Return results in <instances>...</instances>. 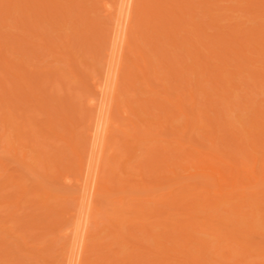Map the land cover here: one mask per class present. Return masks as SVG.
<instances>
[{
  "label": "rangeland",
  "instance_id": "obj_1",
  "mask_svg": "<svg viewBox=\"0 0 264 264\" xmlns=\"http://www.w3.org/2000/svg\"><path fill=\"white\" fill-rule=\"evenodd\" d=\"M9 1H11V0H9ZM13 1L15 2L14 4H18L17 2L20 0H17V2H16V0H13ZM22 1H23V3L20 1L21 6H24V8L26 6L28 7L27 4H29L30 0H26V1H28L27 3L24 0H22ZM37 1H35V2H37ZM42 1H44V0H42ZM42 1H38V2L42 3ZM49 1H51V3L54 2L53 6L51 7L52 9L49 8L51 5L48 6V3H49L48 0H45V2H47V5L44 4L45 2L42 3L44 6L37 2L38 5L39 4L40 5L38 6V5L33 4L35 7L31 4V1H30V4H29L30 8H32L31 6H33L34 8L31 10H28V8H27L26 11H28V12H26V13H25V10L23 8H21L20 12L18 11V9H14L13 5L12 6L10 5V7L7 8L8 4L3 5L4 0L0 1V8H3L2 6H5L6 10L10 11V14L13 13L12 15H10L7 12V14H6L7 18L4 17V15H2L4 18L5 24H0V31L3 32V33L1 32L2 34L0 33V49H1L0 54L2 55V56L0 55V139H1L0 140V146H1V148H5L9 152H10V150L11 151L14 150L13 149L14 145L16 147H18V149L15 148L16 150L14 152H12L13 155H12V153L9 154L6 150H3L0 148V264H64V263L67 264L66 255L69 252H66L64 257H63V253L65 251H69L70 246L68 247L67 244H69V243H66L65 247H68V249H67V248H64L63 245H65V242H69L68 240H70L69 239L70 237L68 236L69 238L68 237L66 238L65 235L67 233H65V235H64V231L67 232V230H65V229L66 228L68 229L71 225L73 226V224H75V222L77 221V219H76L77 217L75 215H76V212L78 209V206H77L78 204H75V203H76V201L78 202V200H75L76 197L74 198L73 195L78 197L77 191H79V188H78V190H76L77 188L75 186H78V185H77V183H75V186H74L73 177L78 178V176H76V175H79V174H77V172L80 173V171H78L79 169H77L78 165L80 166V164L77 163V160L80 159V157H78V159H76L77 156L75 157L74 155H77L76 150L78 153L79 152L82 153V151H84L83 153H85V149H83V150H81V149L83 148V146H86V145L89 146L90 145V139L86 133L88 132L87 126L91 122V120L89 119V116H90V118H92L93 116L91 117V113L94 112V110H93V112H91L92 109H89V107L92 106L90 104V100H91V98L93 99V97H91V94H92V96L95 94L94 97H96V99L93 101L98 100L97 92L95 91L96 93L93 94V92H94L93 90H96V89H94L95 88L94 85H96V84H93V83H95V81H96V83H98L97 81L101 82L99 80V78L97 79L96 77H99V75L101 77L102 73L104 71L103 70L104 68H102L101 66L104 67L105 58H103V57H106L105 55L108 52V50H106L105 45L108 43L107 41L109 40L108 38H107L108 40H105V38L107 37L106 35H108L109 34L108 32L110 31V30L108 31V29H110L111 26H113V23H112L113 21H111L113 19H112V17H109L110 14H108L109 18H107V15H106L107 12L104 10L105 8H103L105 0L104 1L103 0H71L72 2L70 0H49ZM176 1H178V0H176ZM179 1H181V0H179ZM184 1L185 0H182L181 2H184ZM186 1H187V3H185L184 5H181L183 3L180 4V2H179V4L181 6H183V8H184L183 12L185 11V13H184L185 15L182 16L183 12L181 13V10H179L178 8L177 9L175 8V10H176L175 12H177L179 10L178 14L180 13L182 16L180 18L181 21L179 20V17H178L179 23L181 22V24H182V25H180V24L179 25L181 27L185 28V30L183 28L180 30L179 28H177V25H176L177 32H176V36L174 35L175 36L174 38L179 39V41H181V37L185 36L184 38H182V40L185 39V41L188 43H185L184 40L182 43H179V41H175L176 39H171L172 42H168L170 40H168L165 37H162L163 35L158 36L159 38H156V36H155L154 38H156V39H154V38H152L154 33H151L150 30H147L148 32H146L145 29H144L145 33L143 30V32H142L143 34H142L139 31L140 28H142V27L139 26V24H138L139 23L137 21L138 18H137V20L135 19L136 23L134 24V27H135L134 31L136 33L134 36L132 34L133 38H131V39L134 41L135 40L134 37L137 36V39H136L137 44H139V46L142 47V50L143 49H144V51L147 50L145 52L147 55L150 56L149 58H151L150 60L152 61V62L151 61L150 62L155 67L156 71L153 73V75L151 73H148V72H147V74H145L147 76V77L145 76V78L149 80L147 82H146V79L145 80L143 79L144 75L140 76V77L138 76L139 78L136 79L138 81V83H137V81L133 82L135 77L133 78V80L129 79L128 76L130 75V73H128V72L130 70L133 71L135 68L134 67L135 65L133 64L134 65L133 66L132 62L127 58L124 62L125 65L123 67V70L121 71L122 74L120 77L121 82L119 81L120 84H119V86H118L119 88L117 90V95H119L118 99H117L118 102H117L116 107H115L116 109H114V113H113V120L115 121L113 123V126L116 125V127H114V130L111 131V137H110L111 147H110V149L107 148L106 153H104L105 159L103 162V163H105V160L107 159V157L111 156V161L116 160V163H114L115 162L114 161L113 164H111V165L114 166L117 170V173L118 172L119 173L117 176L115 175V177H114L115 179H113L114 175L110 176L113 173L110 170L111 168H109L110 171L107 170L108 169V167L106 166L107 164L106 165L104 164L102 167V170H101L102 174L100 173L102 175L101 178L107 180V178H109V176H110V178H112V180H114V182H115V180L117 182H115V183L113 182L111 184L109 183L110 185H112V184L114 185V186L112 185L114 188L112 187L113 190L110 193V195H109V192H106L104 194L100 193L99 196L97 195L96 202H95V207L97 209H96L95 214L93 213L94 216L93 217L91 216L93 219H92V221H90L91 223H90V227H89V229H90V236L89 237L90 238H88L87 245H86L87 246L86 252L84 253L85 254V256H84L85 264H96V262H98V263L102 262L103 264H134L137 261H140V263H142V264H165L166 262L165 263L162 262L163 258H165L167 256L163 253L164 247H162V245H157V244L155 245V243H156V239L159 240V243H161V242L164 243L163 237L168 234L167 232H169L170 229H171L170 232H172V234L171 233H169V234L172 235V237L177 236L180 232H183L185 230H187L188 232H190V230H191L190 234H194L195 238H200V239L203 238V239H206V241L208 240L209 243L206 242V244H208V245L210 244L209 249H208V253H206L207 249L205 251L201 250V252H199L198 249H194L195 246H193L192 243H190L189 245L187 244V246L189 247L188 249H191V251L194 254L193 257L196 256V258L198 257L199 260L202 259L200 257L199 253H201V256H202V252H205V254L203 255V258L205 259L204 261H206V259H211V260H209V261H211L210 264H219V263H221V264H237V263L238 264H264V196H262V194L259 193V191L261 189H264V183H262V182H264V180L260 181L257 178H252V181H255V197L256 198H255V203H254L255 207L253 206L252 208L253 209L255 208V221H254V223L256 225V231H255V234L253 233V234H251L252 236L250 235L251 236L249 238L250 242L248 241L249 244L247 243L249 250L247 251V253H245L247 256L243 257V253H242L243 251L241 250L240 245L238 244L239 242H241V240L237 243L233 239L235 237H232V238L230 237L232 240H229L230 238L228 239V237L232 233L231 232L232 229L229 230V228L226 226L227 224L229 225V223H227V221H224V219H222L223 216H221L222 214L224 216L226 214L232 215L233 212L231 211V208H232L231 205H233V204H231V205H229V204L224 205L223 204V206L221 205V206H218L217 208H213L214 210L212 208L206 209L204 207L205 205H203L204 202L202 203V200L204 201V199L206 198L205 196H207L208 193H211L212 196H214L216 186L214 184V181H213L211 175H209V174H203L202 175L201 173L195 174L196 172H211V173H214L217 176H219V173L217 171V167H220L221 169L225 168L226 174H229L228 171L230 170L231 166L227 165V163L233 164V163H235L234 159H237V160H239V162H240L239 165H241V166H242L241 161L247 163L249 167H253L255 165L256 173H258L259 176L264 177V166H261V165H264V162L260 163L261 161H258V160L256 161V159L264 160V158H262V157H264V156H262V155H264V147H260L261 145L264 146V139H262V138H264V134H262V133H264V128L261 129V126H257V127H260L261 130L257 127H255L257 130L255 128L249 129V128H251L250 125L252 124L251 123L249 125V123L251 121L250 120L251 117H252L253 121L259 119V121L261 120L260 122L264 123V77H262V76H264V74H262V73H264V45L260 46V44H264V8H262V6H260V8H257V10H256V7L258 5L257 4L258 0L257 1L256 0H249V1L248 0H216L217 2L215 0H186ZM255 1H256V3H255ZM259 1L262 2L264 0H259ZM165 2H167V1H165ZM175 3H177V2H175ZM83 4H84V6H83L84 8H85V6L88 7L90 17L88 16V14L81 13V12L85 11V10H83V11L81 10L82 9L81 6ZM179 4H177V5H179ZM187 4H188V6H187ZM57 5L60 6L61 8L64 7L63 9H58V10H64L65 8H69V6H71V7L73 6L74 12H73V10H71L72 9L71 7H70L71 9L69 8L71 10V14H73V17L71 16V14H70V16H68V14H67L68 12L66 13L67 17H70L72 20L75 19V20L79 21L80 23L82 21H85L84 19H86L89 22L86 24H89V25H83L85 23L82 22L83 23V24L81 23L82 26H85V27L87 26V27L86 28L84 27V30H82L83 28L80 26V28H82V29H80V31L77 30L78 32L75 30L76 33H73V31H71V30H73V28L70 29L71 25L68 26L70 23H72V22H70L71 19L69 21L70 23L68 22L69 24L64 27L65 24L63 25L62 22H63V20L64 21L66 20L65 19L66 14H65V11H63V13H61V11H58V10L55 11L54 7L55 6L57 7ZM167 5H168V3H167ZM191 5L193 6V8L191 7ZM260 5H262V4H260ZM17 6H19V4ZM40 6L42 7V10L46 6H48L47 8H49L50 10L45 8V9H47L46 12L49 13V11H50V13L52 12L51 13L52 15L49 16L50 15V13H49V15L46 14V17H45L41 13V7ZM66 6H68V7H66ZM77 6H79L80 8L77 9ZM181 6L179 8H181ZM184 6L186 8L189 7L188 8L189 10L187 13H186L187 10ZM174 7H175V5H174ZM258 7H259V5H258ZM15 8H17V7L15 6ZM37 8H38V10H40V12H37L38 17L35 15L36 13H34V10L37 11ZM57 8H59V7H57ZM261 8H262V10H261ZM32 10H33V12H32ZM44 10H43V12H44ZM51 10H53V11H51ZM70 10H68V11H70ZM167 10L165 9L164 13H162V15L164 17H165L164 14ZM204 12H205V14H204ZM1 13H3V12H1ZM30 13H32L31 15H34V16H31ZM60 14H62L61 16L64 19L60 18L61 17ZM63 14H65V15L63 16ZM9 15H10V17L8 18ZM13 15H14V17H13ZM18 15H19V17L22 18V20H24V22H26L25 24L22 22L21 19H19V20L22 24L18 21V18H19ZM162 15H158L159 19H160V16H162ZM11 16H12V18H11ZM56 16L59 17L60 20H58L56 18ZM134 16L136 17V14ZM167 16H166V18H167ZM16 17H18L17 21H18V23H20V25L24 24L23 27L18 26L19 25L18 24L17 25L18 28L17 27L15 28V26H16L15 24L17 21H15L16 19H14V18H16ZM33 17H36L37 19L42 17L46 21L41 22L43 20V19H41V21L39 20V22L37 21L38 22L37 23L36 19H33L35 21H32L31 18H33ZM78 17H80L82 19V21L79 20ZM212 17L215 18V20L217 18V21L215 22V20H212V21H210L211 23H209V20H211ZM3 18H2V20H3ZM53 18L56 19V22H55V20H53ZM89 18H91V19H89ZM173 18H174V16L171 19L172 21L170 20V22H168L170 25L173 23V20H174ZM193 18H194V20H193ZM48 19H50V21L52 19L53 23L51 24ZM61 19H62V21H61ZM108 19L110 20V22H108L109 21ZM87 21H85V22H87ZM175 21H177V20H175ZM13 22H15L14 25H13ZM59 22L61 23V25H63L62 26L63 30L58 29L59 28V26H58L57 27V29L59 30L58 31L55 28L56 26L54 27L53 25H56L54 23H58V25H60ZM34 23H36V24H34ZM66 23H67V21H66ZM80 23L76 22V24H80ZM91 23H92V25H91ZM108 23H112V24L109 26ZM168 23L166 22V25ZM174 23H177V22H174ZM214 23L217 24L216 25L217 28H216V26L213 25ZM26 24H27V27H25ZM76 24H72V25H76ZM183 24H185V25L183 26ZM211 24H212V27H211ZM28 26H29V28H28ZM108 26H109V28H107ZM163 26H161V27H163ZM196 26H198V27L201 26V28H203L202 29L203 31L200 30L199 28H198V30H199L198 32L195 31ZM91 27H92V29H91ZM193 27L195 28V30ZM19 28H20V30H19ZM23 28H25L24 30H26L27 33L24 30H22ZM31 28L33 31H31ZM53 28H55V29H53ZM166 28H165V30H166ZM75 29H77V27ZM136 29H138V30H136ZM44 30H46V31H44ZM51 30H53V31L51 32ZM178 30H180V31H178ZM141 31H142V29H141ZM160 31H162V30H160ZM7 32L9 33V35H7L8 34ZM29 32H31V33H29ZM105 32L107 33L106 35L104 34ZM162 32H164V31H162ZM166 32L167 31H165V33ZM202 32H204V33L202 34ZM149 33L152 34V36ZM3 34H6L7 36L3 35ZM56 34L57 35L59 34V35L56 36ZM76 34H78V35H76ZM144 34H146L145 37L147 39L142 38V35H144ZM171 34L173 35L174 33H171ZM201 34L203 35V37ZM220 34L226 38L223 39V41H220L221 43H215V42H214V44L211 43L210 38L212 37L213 39L215 38L218 40L219 38H216V37L217 36L221 37ZM234 34L238 35V36H236L237 38L233 37ZM1 35H3V37H4L3 39H1L2 38ZM30 35H31V37H30ZM196 35H199V36L201 35V36L197 37ZM226 35L228 36V40H227ZM248 36H250V39L253 36L255 43H252V42L250 43L249 41H247ZM87 37H88V39H87ZM171 38H172V36H171ZM15 39H16V41H15ZM28 39H29V41H28ZM86 40H88V41L86 42ZM217 40H216V42H217ZM243 40H245V41H243ZM54 41H55V44H54ZM57 41H58V44L56 43ZM105 41L107 43H105ZM237 41H243L242 43L240 42L243 45L245 43H248V44H245V47L243 45H241L245 51H244V53H243V51H240V54L245 55V57L247 56L248 60L251 59V57H252V59L257 58L258 61L257 60H255L256 62H251L252 60L247 61L246 58H244L243 56H241L239 54L236 55V53L233 51L235 50V47H236L235 43ZM60 42L62 43V45ZM89 42H90V44H89ZM190 42H193L191 44H193L195 48L194 47L192 48V46H190ZM72 43H73V45H72ZM228 43H230V45ZM3 44H6V46ZM87 44H88V46H87ZM187 44H188V46H187ZM212 44H213V46L214 45L215 46L212 47ZM233 44H234V46H233ZM239 45H237V46H239ZM246 45H248V46H246ZM9 46L10 47L15 46V47L10 48ZM70 46H72V47H70ZM74 46H76V47L74 48ZM85 46H86L87 50L84 48ZM219 46H220V48H219ZM241 46H240V48H241ZM49 47H51V49L53 48V50L51 51V49ZM65 47H66V51H65ZM225 47H227V48H225ZM231 47H233L234 50L229 49V51H227L228 48H231ZM254 47H256V49H254ZM90 48H91V50H90ZM150 48H151V50H150ZM169 48L171 50H169ZM246 48H248V49H246ZM251 48H253L254 50ZM84 49H85V51H84ZM108 49H109V46H108ZM188 49L189 50L191 49L193 51V52L190 51L192 53L191 55H190V52H188ZM223 49H225V51H223ZM236 49H237V47H236ZM74 50H76V51H74ZM250 50H251V52H250ZM20 52H23V53H20ZM210 52H212V53H210ZM127 54H128V57H131V60H132L133 56H134L133 53L130 51ZM161 54H163V55H161ZM212 55H213V57H212ZM229 55H230V57H229ZM3 56H4V58H3ZM69 56L70 57L75 56L74 57L75 60H71L74 58H70ZM237 56H239V57H237ZM159 57H161V58H159ZM226 57H227V59H226ZM7 58L10 61H8ZM65 58H67V59H65ZM157 58H159L160 60ZM6 59L9 63L11 62V64L9 66H11L12 62H13V66H11L12 68L6 65V64H8ZM167 59H168V61H167ZM79 60L81 61V65L79 64ZM184 60H186V61H184ZM72 61H76V63H74ZM163 61L164 62L166 61L167 64L164 63ZM139 62H141V61H139ZM202 62H204V63H202ZM21 63L24 64V66H23L24 68L21 67L22 66ZM72 64H73V66H72ZM163 64H165V65L163 66ZM139 65L141 67H143L144 64L141 62V63H139ZM152 65L149 64V66H152ZM202 65L204 66V68ZM206 65H207V67H206ZM226 65H228V67ZM185 66H186V68H184ZM72 67H74V68H72ZM154 67H152V68L154 69ZM156 67H158V68H156ZM20 68H22V69L20 70ZM191 68L197 69V72H199V74L195 75L196 73L194 74V72ZM202 68H203V70H202ZM206 68H208V70ZM221 68L229 69V72L226 71L228 74L227 73L226 74L220 73L222 75L221 76L222 79H221V77H219V75L216 74ZM73 69H75L77 73L74 72L75 70L73 72L70 71ZM227 69H225V70H227ZM80 70H82V72H80ZM237 70L238 71L240 70L239 75H238L239 72H237ZM24 71H26V72H24ZM137 71H139V70H136V72ZM20 72L23 74H21ZM142 72L143 71H140L141 74H143ZM192 72H193V74H191ZM134 73H135V71H134ZM140 73H138V75ZM229 73H231V75ZM16 74L19 76H17ZM201 74H202V76H201ZM233 74L236 76H234ZM24 75H25V77L26 76L27 77L25 78ZM122 75H124V76H122ZM232 75H233V78L230 79V77H232ZM20 77H23L24 79L23 78L21 79ZM200 77L204 78L203 81H201L202 78H200ZM47 78H49L50 80H48ZM186 78L188 80H185ZM154 79H156V81ZM158 79L160 81H157ZM174 79H176V80H174ZM197 79H198V81L196 82ZM101 80L103 81V78H101ZM92 81H94V82L91 84ZM142 82H143V84H142ZM161 82H162V84H161ZM198 82H200V85H203V87L202 86L201 87L203 89H205V93H203L201 91L202 90L201 87H200L201 89L199 88L200 85L197 86L196 83H198ZM147 83L149 84L148 86H147ZM155 83H159L160 85L155 84ZM232 83H234L233 86H236V85H238V86L236 88L234 87L233 89L232 88L230 89V91L232 93H231V96H229V93L226 91V89L228 90L230 88L229 85H232ZM35 84H36V86L33 87ZM172 85L173 86L175 85V87H173ZM223 85H224V87H223ZM30 86H32V87H30ZM192 86H194V87H192ZM138 87H141V88H138ZM147 87L151 88V89L150 90L146 89ZM32 88H33V91H31ZM1 89H2V91H1ZM91 89H93V90H91ZM206 92L211 94L212 99L208 98L210 95L208 94L209 95L208 96L206 94ZM38 93H40V94H38ZM170 93H172L173 95ZM215 93H220V94H215ZM37 96H39V97H37ZM26 97H28V98H26ZM29 97L32 99H30ZM24 98H26V99H24ZM33 98H35V99H33ZM167 98L171 102L167 101ZM135 99H136V101H135ZM170 99H172V100H170ZM209 99H211V101H209ZM30 100H34V101H30ZM178 100L181 101V105L183 103L185 104L184 105L185 107H183V105H182V108H185L187 110L186 112H184L185 113L184 116H183V113L181 112L182 110L179 107L180 103ZM28 101H30V102H28ZM138 101H140V103L143 104L142 107L143 106L147 107V112L146 111L142 112L141 110H143V108L140 110L138 109L139 106L135 105V104H137L136 102H138ZM142 101L146 104H144ZM151 101L155 102V104L161 103L160 107L158 105V107L156 106L157 109L154 108L153 106H155V105H153V103ZM159 101H160V103H159ZM162 104H166L167 108L165 109V105H164L163 106L164 110H163V108L161 107ZM168 105L170 108L168 107ZM187 107H189V109ZM211 107H214L213 109H215V110L212 111ZM90 108H93V107H90ZM132 108H134V109L137 108L136 110L139 112L135 113ZM247 108H248V110H247ZM144 109H145V107H144ZM168 109L171 111V113L173 112V114L171 115L173 117H170L171 120L169 122H166L165 120L168 121L167 118L169 117L167 115H169V113H170V111ZM257 109H258V112H257ZM152 110H154V111H152ZM167 111H169V112H167ZM179 111H180V113H179ZM153 112L156 114H154ZM59 113H60V115H59ZM186 113H189V115H191V116H189ZM193 113H194V115H193ZM248 113H249V115H248ZM250 113H251V115H250ZM61 114L66 116V118L68 120L67 122H66L65 116H63L64 117L63 118ZM165 114H167V115L165 116ZM139 115H140V117H139ZM159 115H161V116H159ZM186 115L188 116L189 119L191 118L192 120H193V118H196V117L198 118V119H194L192 121V123L194 122V124H192V123H191V125L189 124L190 127L191 128L193 127L194 129L193 128L190 129V127H189V129H187L188 125H186L185 122L187 121L188 118L186 117ZM174 116H175V118H174ZM194 116H196V117H194ZM56 119H57V122H55ZM185 119H186V121H185ZM52 120L54 122H52ZM59 120L64 122V124L65 123L66 124L64 125V124H62V122L60 123ZM89 120H90V122L88 123ZM132 120H133V123H132ZM162 120H163V122H161ZM196 120H200V121H196ZM190 122H191V120H190ZM52 123H53L54 127H52ZM135 123H137L136 126L133 125ZM231 123H233V125H236L237 130L239 128L238 133H242V135L245 134L244 129L246 131L250 130L249 132H252V133L255 132V133H258V135H260L261 138H259V136H255V138H257L258 140L261 139V141L258 142L259 147L257 146L258 144L252 145L251 144L252 142L249 143V140L250 141H252V140H251V137L246 138V137H248L247 135H244V136H246L245 137L246 141L245 140H243V141L239 140L241 146H243V147H246L244 145H247V142H248V144H251L252 147L257 146V150L258 149L260 150L259 152L253 151L254 148H252V147L249 148L248 145H247L248 148L247 147H246L247 149L245 148L247 150V154H249L252 151L255 152V154H254L255 155V161H254V159H249V161H248L246 158L247 154L245 153L246 150L243 151L242 148L239 149V145H240L238 143L239 141H236L235 140L236 136H234L231 133L232 132V130L230 129L232 126ZM123 124L125 127L130 128L131 130L124 128V126H122ZM229 124H231V126ZM55 125H57V126H55ZM68 125H70L69 127H71L74 130V132L69 133V130H65V129L72 130L69 127L67 128ZM199 125H201V126H199ZM134 126L136 128L140 126V128L142 130L140 128H137V129H140V131L137 133V131L136 132L134 131L135 130ZM19 127H22V128H19ZM164 127H165V129H164ZM262 127H264V126H262ZM63 128H64V130H63ZM233 128H234V126H232V129ZM234 130H235V128H234ZM66 131H67V134L69 133L71 135V136H69L66 134L67 137L69 136L71 138L70 143L72 140V143L75 144V146H74L75 149L72 146L73 144L70 145V143L68 142L70 145V146H68V143H66L67 141H69V137L67 139H65L66 136L65 137L63 136V134L66 133ZM130 131H131L132 136L129 134ZM132 131L135 132V134H133ZM213 131H214V133H213ZM124 132H129L128 133L129 135L125 134ZM61 133H62V136H61ZM235 133H237V132H235ZM136 134H139V136H137ZM40 135H42V136H40ZM134 135H136L138 137V139L140 140V141L136 140L137 145H136V143H134V137H135ZM240 135H239V137H241ZM190 136L192 137L191 139H190ZM212 136L216 137V139L214 140L215 144H213V142L211 140L213 138ZM128 137H129V139H131L133 137L131 139L133 142L131 141V143L132 144L134 143L137 146V149L135 151H133L134 153L132 152L134 154V156L132 155L131 159L128 157L129 160L127 159L128 161H126V163H125L126 167L124 166L125 167L124 171H122L121 169H123V167L122 168L120 167L121 169H118V166H121L122 165L121 162L122 161L124 162V160L127 158V156H125L124 151L126 150L125 144H127L126 142L129 141V140L125 141ZM88 139H89V141H88ZM196 139H197V141H196ZM220 139H222V140H220ZM240 139H243V138H240ZM65 140H67V141H65ZM86 142H88L89 145ZM202 143H204V145ZM178 145L179 146L181 145V146L178 147ZM217 145H219V146L217 147ZM71 146L73 149L71 148ZM87 146H86V148H87ZM69 147H70V149H68ZM158 147L162 148V150H160V151L158 150L160 153L159 152L157 153V151H156L158 149ZM172 147L173 148L175 147L176 149L180 148L177 150L178 151L182 150L181 153L183 154V156L187 155V157H182L183 160H180L181 161L180 162L179 160H177L178 154L176 155L174 153L175 155H172V152H173ZM122 148H123V150H122ZM175 148H174V150H175ZM61 149H62V151H65V153L63 152V154L66 156H64L61 153L62 152ZM78 149H80L81 151ZM87 149H89V148H87ZM73 150H74L75 154L72 153ZM177 150H175L176 153H178ZM223 150L229 152L228 154H230V152H231V156L233 158L230 156H227L228 154L226 155L224 153L226 155L225 156L223 153H221ZM87 151L88 150H86V152ZM219 151L221 154L219 153ZM225 151H223V152H225ZM238 151H239V153H238ZM15 152L17 153L16 156H14ZM22 153H27L26 158L28 156H30V157H28L29 159L27 158V160H26L27 164L25 161L23 162L21 159L18 160L19 157H22L20 155ZM150 153H151V155H150ZM154 153H157V155L154 156L153 155ZM127 154H129V153H127ZM144 154L147 155V157ZM182 154H180V155L182 156ZM18 155H19V157H18ZM49 155H51V156H49ZM171 155H172V157H170ZM221 155L226 158L225 160H228V161H226L227 163L220 161V157H222ZM53 156H54V158H52ZM81 156H85V154H81ZM152 156H154V157H152ZM236 156H238V157H236ZM160 157H162V158H160ZM240 157H242V158H240ZM58 158H60L62 160H60ZM123 158H124V160H123ZM148 158L149 159L152 158V160L150 159V161H149ZM201 158L207 159V160L205 162H200L199 159H201ZM179 159H180V157H179ZM57 160H60V161L57 162ZM142 160H143V163H142ZM154 160H155V162H153ZM159 160H162V162L164 161L162 163V165H164V169L166 170L165 171L163 169L164 170L163 171L160 168L161 172H162V174L161 173L160 174H161V176L163 175L162 177L160 176V178H159V175L157 172L160 170L155 169L156 172H154V170L151 171V169H150L153 165L156 167L158 165H161V161H159ZM176 160L179 161V163H177V164H179L177 166L178 168L174 167L176 164L175 163ZM19 162H23V163L20 164ZM56 162H57V164H56ZM144 162H145V164H144ZM156 162H157V164H156ZM24 163L27 165V167ZM30 163H34V164H31V165H34L33 168H31L32 166L30 165ZM148 163L151 165H152V163H154V164L152 166L150 165L151 166L150 167ZM58 164H60V166ZM141 164H143V165H141ZM167 164H168V166H167ZM28 165H30V166L28 167ZM132 165H135V166H132ZM165 165L167 166V168ZM50 166H52V167H50ZM143 166L145 168H147V170L145 168L143 169ZM154 166H153V168H155ZM179 166H181L182 168H180ZM106 167H107V169H106ZM55 168L56 169L60 168L61 169L60 172L58 171L59 169L56 170ZM174 168L176 169L175 172H178V174H177L178 176L177 175L175 176V174L173 172ZM45 169H46V171H45ZM48 170H49V172H47ZM50 170L54 174L50 173ZM54 170H56V171H54ZM118 170H121V171H118ZM43 171H44V173H43ZM138 171H139V173H138ZM104 172H106V173H104ZM40 173H42V174H40ZM68 174H70L71 177L74 175L72 177L71 181H69L71 179L70 176L69 177L67 176L68 178L65 177ZM190 174H195V175H194V177H192L193 175H190ZM119 175L122 176L123 179L121 177L119 178ZM156 176L158 177V179ZM168 176H170V177H168ZM236 177H237V175H236V173H234L232 175H229L226 181H224V182L221 181V191L224 193V196L234 195L237 198H240L245 193V195L247 194L249 197V195L252 194L249 191L250 187L245 188L247 185L246 183L248 182V179L242 178V181L244 183L238 184L236 189H235V188H233L232 185H233V183L236 182ZM120 179L122 181H120ZM159 179H161L162 181ZM109 180H111V179H109ZM123 180L126 181V184H127V186H125L126 188L121 186L122 185L121 183L123 182ZM142 180H144V181H142ZM157 180H159L161 183ZM16 181L21 182V184L23 183L24 187L23 186H17L18 183L16 184ZM158 183H159V185H157ZM106 184H108V182ZM143 184H144V186H143ZM259 184H260V186H258ZM72 185H73V187H75V189L73 187H70ZM129 185H132V186L130 187ZM139 185H140V187H139ZM149 186L150 187L152 186V187L150 188ZM145 187H146V189H145ZM71 188H73V189H71ZM252 188L254 189V187H252ZM116 190H117V192H116ZM122 190H124V191H122ZM233 190H234V192L232 194L227 193V192H230ZM42 191H43V193H42ZM68 191H70V192H68ZM171 191H172V193H174V195H177L175 199L169 197L171 193L169 195H168V193ZM78 193H80V191ZM49 195L50 196L52 195L51 198ZM203 195H204V197H203ZM153 196L155 197V199H153L154 198ZM167 196H168V198H167ZM45 197H46V199H45ZM134 197H137V198H134ZM143 197L145 199H143ZM162 197H164V198H162ZM171 197H173V196H171ZM121 198L124 199L122 201V202H125L123 204L124 206L121 204V201H120ZM160 198H162L163 200H161ZM157 199H159V201ZM236 199L233 200L234 201L233 203H238L236 201ZM251 199H253V198H251ZM44 200H45V202H44ZM154 200H156V201H154ZM180 200H182L184 202H189V203H191L193 201L194 202L197 201L196 203H198V200H200L202 206L200 204L201 207L198 206L196 208V210H194L195 213H193V214L191 213L192 211L187 213L186 212L187 210H185V212H183L184 211V210H182L183 207L181 206V204H179L182 202ZM248 201L245 200V202H248ZM113 202L116 205H114ZM39 203L42 206L41 205L39 206ZM239 203H241V202H239ZM248 203L250 204L253 202H248ZM45 204L48 206L47 208H49V209L51 207L52 208L50 210L47 209ZM110 205H113L114 207L113 206L110 207ZM234 205H237V204H234ZM71 206L74 209L71 208ZM227 206H228V208H227ZM229 206L231 208H229ZM247 206H248V208H250L249 205H247ZM247 206H243V208L240 207L241 212L238 215L239 216L238 218H240V216H243V219L240 218L241 220H244L246 218V217H244V215H242V213L248 210L245 208ZM251 206H252V204H251ZM124 207L126 209H124ZM75 208H77V209L75 210ZM112 208H113V210H112ZM114 208H117L116 209L117 212ZM157 208H159L158 211H157ZM226 208H227V210H226ZM42 209H44V210H42ZM204 209H206L208 211H206ZM64 210H66V211H64ZM119 210H120V212H119ZM140 210H142V212ZM147 210H149V211H147ZM228 210L232 213H230ZM61 211H64L65 215ZM67 211H71L70 214L71 213L74 214V212L75 211L76 212L74 215H70V214H68L69 212H67ZM131 211H132V213H131ZM133 211H135V212H133ZM136 211H138V212H136ZM159 211H162L164 213V214H162L163 216L161 215V213H159ZM224 211H226V212L228 211L229 213L225 212L226 213L225 214ZM46 212L49 213V215ZM51 213H53V214H51ZM114 213L115 214L117 213L116 214L117 216L116 215L114 216ZM139 213H141V214H139ZM155 213H159L162 220H164V219H167V220H164V221L160 220L159 215L155 214ZM124 214H126V215H124ZM149 214H151V215H149ZM189 214H191L193 217L199 216L197 219L194 218V219H196L195 221L197 222V224L194 225V223H195L194 222L193 223L194 226L191 225L192 227L190 226V224H188L189 223L188 221H191V222L193 221V220H188V218L191 216ZM35 215H37V216L35 217ZM52 215L54 216V218ZM67 215L69 218L67 217ZM119 215L122 217H119ZM203 215L205 218L208 215L209 216L214 215V218L215 217L218 218L221 216L222 218H220V219H222L223 222L222 223L218 222L219 224H217L216 221H214L212 223L208 222L204 225L203 223H204L205 219L203 218ZM228 215H226V216H228ZM57 216H60V217L57 218ZM72 216H74L75 219H73L74 217H72ZM137 216H138V218H137ZM232 217H231L232 220L230 219V217H229V220H231L234 224H235V222H241V221H238L239 220L238 218H237L238 220L233 221ZM36 218H38L37 219L38 222L36 221ZM48 218H50V219H48ZM112 218H115V219H112ZM211 218L212 217H210V219ZM54 219L56 220L55 221L56 224L58 223V225H56L54 223L55 224L54 226L56 229L52 228V226H53L52 221H54ZM207 219L209 220V218H207ZM157 220H160L158 222L159 224L157 223ZM185 220L187 222L185 228L188 226V229L180 231V229L178 228L177 225H180V222L182 225H184ZM143 221H144V223H143ZM228 222H230V221H228ZM233 223H231L232 226H233ZM47 224L49 225V227ZM110 224H112V225H110ZM116 224H118V225H116ZM156 224H158V225H156ZM165 224L166 225L171 224L170 227L168 226L170 228L168 231H167L168 228H166ZM212 224H213V226H212ZM120 225H121V227H120ZM182 225H180V227ZM242 225H244V224H242ZM72 226H71V228H72ZM232 226H230V227H232ZM46 227H47V229H45ZM48 228H50V229L48 230ZM173 228H174V231L172 230ZM189 228H191V229H189ZM44 229H45V232H43ZM175 229H179V232H178V230H175ZM193 229H194V231H193ZM216 229L219 231H217ZM111 230H113L114 233ZM117 230H119V231H117ZM147 230H148V232H150V234L151 233L152 234L157 233V235H158V233H159L160 234L159 236H161L163 233V236L156 238V239L152 238V240H151L150 239L151 237L149 236V234L146 233ZM220 231L223 233H226V235L223 234L225 236L224 238H226V239L223 242H221V241L219 242L223 247L221 245H219V247H221V248L218 247L219 250L217 251V245H218L217 241L219 239L223 240V239H221L223 237V235L219 234V233H221ZM42 232H43V234H42L43 236L41 235ZM165 232L167 234H165ZM236 232L237 231H235V234H236ZM134 234H135V236H134ZM154 235H156V234H154ZM217 236H219V237L217 238ZM231 236H234V235H231ZM24 237H27V238H24ZM144 237H146V238H144ZM170 237L167 240L165 239L166 240L165 244L171 245V247L173 246L176 249L182 250V246L180 247V245L184 246L186 244L185 240L178 238V240H179L178 241L176 238V240H177L176 241L175 238L173 237V239L175 240V241H173V239L170 240L172 238V237L171 238ZM237 237H239V236H237ZM116 239H118V240H116ZM121 240L122 241L124 240V241L121 242ZM229 241L231 242V244H229ZM70 242H71V240H70ZM232 242H234V243H232ZM157 243H158V241H157ZM235 243H237V244H235ZM156 246L158 247V250L155 248ZM19 248H21L20 249L21 251H19ZM147 248H149V249H147ZM150 249H151V251H149ZM214 250H216V251H214ZM2 251L3 252L5 251V252L3 253ZM121 254H123L124 256ZM207 254H209V255H207ZM221 254H225V255H221ZM227 254L230 255L231 257L228 256ZM177 255H181V254H177ZM222 256H228L230 258L227 257L228 259H224V257H222ZM38 257L40 259H38ZM120 257H121V260L119 259ZM115 258H117L118 260ZM214 259H215V262H214ZM237 259H238V261H237ZM239 259L242 260L241 263H239ZM37 260H38V262H37ZM188 260H189L188 255L187 256L182 255V257L179 260V261H181V263L179 262V264H188V262H189ZM202 260H200V261H202ZM209 261L207 260V262L206 263L204 262V263L209 264ZM216 261H217V263H216ZM167 263L178 264V262L175 260L174 261L170 260ZM136 264H139V262H137ZM202 264H203V262H202Z\"/></svg>",
  "mask_w": 264,
  "mask_h": 264
},
{
  "label": "bare ground",
  "instance_id": "obj_2",
  "mask_svg": "<svg viewBox=\"0 0 264 264\" xmlns=\"http://www.w3.org/2000/svg\"><path fill=\"white\" fill-rule=\"evenodd\" d=\"M0 1H3V0H0ZM9 3H8V2ZM22 3H23V1L22 0H20ZM20 1H18L17 2V0H16V2L19 4V6H17L18 4H14L15 2L13 1V0H11V1H9V0H4V2H3V5H7L8 4V6H7V8H9L10 7V5L12 6L13 5V7H14V9H18V11L20 12V10H21V8H23L24 10H25V13L26 12H28V11H26L27 10V8H28V10H31V9H33L35 6L34 5H38V3H40V4H42L43 2H45V0L44 1H42V0H38V1H42V3L41 2H38L37 0H30L31 1V4L34 6H31L32 8H30V6H29V4H30V1H29V4H27L28 5V7L26 6L25 8H24V6H21V2ZM26 3L28 2V1H26V0H24ZM35 1H37V2H35ZM71 1V0H70ZM104 1V0H103ZM165 1H167V2H165ZM177 2V3H175V2ZM182 1V0H181ZM181 1H176V0H105V3H104V7L103 8H105L104 10L107 12V18H109V17H112V19L113 20H111V21H113L112 23H113V26H111V28L110 29H108V35H106L107 33L105 32L104 34L107 36H105L106 38H105V40H108L107 42L105 41V43H107L106 45H105V47H106V50H108V52H107V54L105 55L106 57H103V58H105V63H104V67L103 66H101L102 68H104L103 70V73H102V76L100 77V75H99V77H96L97 79L99 78V80L101 81V82H99V81H97L98 83H96V81H95V83H93L94 81H92L91 82V84L93 83V84H96V85H94L95 86V88L94 89H96V90H93V89H91V90H93L92 92H93V94L94 93H96L97 92V94H98V100H96V101H93V100H95L96 99V97H94V95L92 96V94H91V97H93V99L91 98V100H90V104L92 105V106H90V107H93V108H90L89 107V109H92L91 110V112H93V110H94V112L93 113H91V117L92 118H90V116H89V119L91 120V122H90V120L88 121V123L90 124H88V126H87V135H88V137H89V139H90V145L88 144V142H86L89 146H87L86 144V146H87V148H89V149H87L86 148V146H83V148L81 149V150H83V149H85V153H83L84 151H82V153L81 152H77V150H76V154L77 155H74L75 157H76V159H78V157H80V159H78L77 160V163H79L80 164V166L78 165V168L77 169H79L78 171H80V173L79 172H77V174H79V175H76V176H78V178H74L73 176V181H74V186H75V183H77V185L78 186H75L77 189L76 190H78V188H79V191H80V193H78L79 191H77V195H78V197L77 196H74L73 194V197L75 198V200H78V202L76 201V203L75 204H78L77 206H78V209L77 208H75V210L77 209V212H76V219H77V221L75 222V224H73V226H72V228H71V226L67 229H65V230H67V232H65L64 231V235H65V233H67L65 236H66V238L68 237L70 240H71V242H70V240H68L69 242H65V245H63L64 246V248H67L68 249V247L70 246V250L69 251H65L64 253H63V257H64V255H65V253L66 252H69L67 255H66V260H67V264H85V262H84V256H85V252H86V245H87V241H88V238H90L89 236H90V229H89V227H90V221H92V217L94 216V214H95V212H96V207H95V202H96V198H97V195L99 196L100 195V193H106V192H109V195H110V193L112 192V190H113V186L112 185H110L111 183H113L114 182V180H112V178H110V176H113V179H115L114 177H115V175L117 176L118 175V173H117V170H116V168L114 167V166H112L111 164H113V162L114 163H116V160H113V161H111V156H108L107 157V159L105 160V163H103L104 162V159H105V157H104V153H106V150H107V148H109L110 149V147H111V139H110V137H111V131H113L114 130V127H116V125H114L113 126V123L115 122L114 120H113V113H114V109H116L115 107H116V104H117V99H118V96L119 95H117V90H118V86H119V81L121 82V80H120V77H121V71L123 70V67H124V62H125V60H126V58L127 59H129L131 62H132V65L136 68H134V70L132 71V70H130L128 73H130V75L128 76V78L129 79H131V80H133V78L135 77V79L133 80V82L135 81H137L136 79L137 78H139L140 76H143L142 78L145 80L146 78H145V74H147V72L148 73H151L152 75H153V73L156 71L155 70V67L152 65V61L150 60L151 58H149L150 56L149 55H147L146 54V52L145 51H147V50H145L144 51V49L142 50V47H140L139 46V44H137V36L136 37H134V41L131 39V38H133V36L135 35V31H134V24L136 23L135 22V19L137 20V18H138V24H139V26H141L142 28H140V32L142 33L143 32V30L145 29L146 30V32H148L147 30H150V32L151 33H154V35L152 36V34H150L151 36H152V38H154L155 36H156V38H159L158 36H162V37H165V38H167L168 40H170V41H168V42H172L171 41V39H176V38H174L175 36H176V32H177V30H176V25H177V28H179L180 30L183 28V27H181L180 25H182L181 24V22L179 23V21H178V17H179V20H180V18L183 16V15H185L184 13H185V11L183 12V10H184V8H183V6H181V5H184L185 3H187V1L185 0L184 2H181ZM216 1V0H215ZM249 1V0H248ZM257 1V0H256ZM256 1H255V3H256ZM12 2V3H11ZM48 6L49 5H51L49 8H51L52 6H53V4H54V2L53 3H51V1H49L48 0ZM72 2V1H71ZM70 2V3H71ZM179 2H180V4L181 3H183V4H179ZM213 2V1H212ZM217 2V1H216ZM215 2V3H216ZM254 2V1H253ZM258 3V5H259V7H258V5H257V7H256V10H257V8H260V6H262V8H264V1H262V2H260L259 0L257 1ZM6 3V4H5ZM167 3H168V5H167ZM190 3V2H189ZM188 3V4H189ZM209 3V2H208ZM39 4V5H40ZM44 4H46L47 5V2H45ZM170 4V5H169ZM175 5V7H174V5ZM177 4H179V5H177ZM188 4H187V6H188ZM260 4H262V5H260ZM38 5V6H39ZM43 5V4H42ZM63 5V4H62ZM162 5V6H161ZM193 5V4H192ZM191 5V7L193 8V6ZM213 5V4H212ZM15 6L17 7V8H15ZM44 6V5H43ZM48 6H46L45 8H47ZM84 6V4L81 6L82 7V11L83 10H85V11H83V12H81V13H83V14H88V16H89V9H88V7L87 6H85V8L83 7ZM167 6V7H166ZM171 6V7H170ZM181 6V8H179ZM239 6V5H238ZM3 8H0V11L1 12H3V13H1L0 12V24H5V21H4V18H3V16L2 15H4V17H6V14H7V12H8V14H10V11H8V10H6V7L5 6H2ZM37 7V6H36ZM41 7V6H40ZM39 7V8H40ZM57 7H59V8H57ZM57 7L55 6L54 8H55V11L56 10H58V9H63L64 7H60V6H58L57 5ZM66 7H68V6H66ZM71 6H69V8H70ZM185 7V6H184ZM210 7V6H209ZM213 7V6H212ZM44 8V9H45ZM49 8H47V9H49ZM57 8V9H56ZM69 8H65L64 10H58V11H61V13H63V11H65V14L67 13L68 14V16H70V14H71V10H73V6L69 9ZM80 7L79 6H77V9H79ZM175 8L177 9H179V10H181V13H182V16H181V14L179 13L178 14V11L177 12H175L176 10H175ZM186 8V7H185ZM189 7H187L186 8V13L188 12V9ZM262 8H261V10H262ZM2 9V10H1ZM43 9V10H44ZM47 9H45L44 10V12H43V10H42V7H41V13L46 17V14H48L49 15V13H50V9L48 10L49 11V13H47L46 12V10ZM52 9V8H51ZM164 9V10H163ZM165 9L167 10L166 12H165V17L162 15V13H164V11H165ZM191 9V8H190ZM236 9V8H235ZM243 9V8H242ZM241 9V10H242ZM6 10V11H5ZM11 10V9H10ZM23 10V11H24ZM68 10H70V11H68ZM231 10V9H230ZM51 11H53V10H51ZM79 11V10H78ZM162 11V12H161ZM235 11V10H234ZM238 11V10H237ZM247 11V10H246ZM12 12V11H11ZM22 12V11H21ZM32 12H33V10H32ZM37 12H40V10H38V8H37V11H35L34 10V13H36L35 15L38 17V15H37ZM46 12V13H45ZM73 12H74V10H73ZM85 12V13H84ZM236 12V11H235ZM240 12V11H239ZM249 12V11H248ZM52 13V12H51ZM50 13V15L49 16H51L52 14ZM76 13V12H75ZM176 13V14H175ZM13 14V13H12ZM12 14H10V15H12ZM32 13H30V15H31ZM55 14V13H54ZM65 14H63V16L65 15ZM67 14H66V16H65V21L63 20V25H64V27L65 26H67L70 22H72V23H70L68 26H70V29H72L73 28V30H71V31H73V33H76V31L77 30H79L80 31V29H82V30H84V27L85 26H82V24L83 23H85V24H83V25H89V24H86V23H89L86 19H84L85 21H87V22H85V21H82V19L80 18V17H78L79 18V20H81L82 22V24L79 22V21H77V20H75V19H71L70 17H67ZM108 14H110L109 15V17H108ZM136 14V17L134 16ZM204 14H205V12H204ZM243 14V13H242ZM10 15L8 16V18L10 17ZM47 15V16H48ZM58 15V14H57ZM62 14H60V16H61ZM75 15V14H74ZM158 15H162V16H160V19H159V17H158ZM168 15V16H167ZM180 15V16H179ZM31 16H34V15H31ZM71 16L73 17V14H71ZM138 16V17H137ZM166 16H167V18H166ZM174 16V20H173V23L170 25L168 22H170V20L172 19V17ZM177 16V17H176ZM187 16V15H186ZM13 17H14V15H13ZM18 17H19V15H18ZM18 17H16V18H14V19H16L15 21H17V18ZM68 19H67V18ZM76 17V16H75ZM90 17V16H89ZM216 17V16H215ZM222 17V16H221ZM220 17V18H221ZM2 18H3V20H2ZM7 18V17H6ZM5 18V19H6ZM11 18H12V16H11ZM56 18L58 19V20H60L59 19V17H57L56 16ZM60 18H62V19H64L62 16L60 17ZM77 18V19H78ZM164 20H163V19ZM188 18V17H187ZM213 18V17H212ZM211 18V20H209V23H211L210 21H212V20H215V18H213L212 19ZM13 19V20H14ZM19 19H21L22 20V18L21 17H19L18 18V21L20 22V20ZM25 19V18H24ZM32 19V21H35V20H33V19H36V22L38 21L39 22V20L41 21V19H43L42 17L41 18H36V17H33V18H31ZM62 19H61V21H62ZM70 19H71V21H70ZM89 19H91V18H89ZM158 19V20H157ZM169 19V20H168ZM183 19V18H182ZM191 19V18H190ZM222 19V18H221ZM28 20V19H27ZM49 21H50V19H48ZM47 20V21H48ZM53 20H55V22H56V19L55 18H53ZM52 19H51V21H50V23L52 24L53 21ZM109 20V19H108ZM168 20V21H167ZM175 20H177V21H175ZM193 20H194V18H193ZM18 21L16 22V26H15V28L17 27L18 28V26H20V27H23L24 26V24L26 23V22H24V20H22V22L24 23L23 25H20V23H18ZM43 21H46V20H42L41 22H43ZM66 21H67V23H66ZM70 21V22H69ZM93 21V20H92ZM165 21V22H164ZM172 21V20H171ZM181 21V20H180ZM217 21V18H216V20H215V22ZM4 22V23H3ZM37 22V23H38ZM69 22V23H68ZM74 22V23H73ZM76 22H78V23H80V24H76ZM108 22H110V20L108 21ZM163 22V23H162ZM166 22L168 23L167 25H166ZM174 22H177V23H174ZM188 22V21H187ZM214 22V21H213ZM14 23L15 22H13V25H14ZM49 23V22H48ZM60 23V22H59ZM112 23H108V25L110 26ZM165 23V24H164ZM191 23V22H190ZM203 23V22H202ZM19 24V25H18ZM22 24V23H21ZM34 24H36V23H34ZM41 24V23H40ZM50 24V25H51ZM54 24H56V25H53L55 28H56V30H58V29H60V30H63L62 28V26L63 25H61V23H60V25H58V23H54ZM72 24H76V25H72ZM137 24V25H138ZM156 24V25H155ZM162 24V25H161ZM180 24V25H179ZM205 24V23H204ZM203 24V25H204ZM18 25V26H17ZM33 25V24H32ZM49 25V24H48ZM79 25V26H78ZM91 25H92V23H91ZM107 25V24H106ZM165 27H164V26ZM170 25V26H169ZM173 25V26H172ZM185 24H183V26H184ZM201 25V24H200ZM208 25V24H207ZM206 25V26H207ZM214 26H216L217 24L216 23H214L213 24ZM3 26V25H2ZM11 26V25H10ZM41 26V25H40ZM52 26V25H51ZM52 26V27H53ZM59 26V28L57 29V27ZM74 26V27H73ZM80 26L82 27V28H80ZM109 26L107 27V28H109ZM161 26H163V27H161ZM179 26V27H178ZM187 26V25H186ZM194 26V25H193ZM25 27H27V24H26V26ZM31 27V26H30ZM77 27V29H75ZM87 27V26H86ZM85 27V28H86ZM160 27V28H159ZM167 27V28H166ZM191 27V26H190ZM211 27H212V24H211ZM220 27V26H219ZM28 28H29V26H28ZM55 28H53V29H55ZM89 28V27H88ZM106 28V29H107ZM165 28H166V30H165ZM187 28V27H186ZM194 28V27H193ZM198 28L200 29V30H202L203 28H201V26L200 27H198V26H196V30H195V28H194V30L195 31H199L198 30ZM207 28V27H206ZM215 28V27H214ZM216 28H217V26H216ZM221 28V27H220ZM25 28H23L22 30H24ZM52 29V28H51ZM91 29H92V27H91ZM139 29V28H138ZM138 29H136V30H138ZM141 29H142V31H141ZM159 29V30H158ZM184 30H185V28H183ZM19 30H20V28H19ZM30 30V29H29ZM76 30V31H75ZM145 30H144V33H145ZM152 30V31H151ZM160 30H162V31H164V32H162V31H160ZM180 30H178V31H180ZM235 30V29H234ZM25 32H26V30H24ZM23 31V32H24ZM28 31V30H27ZM31 31H33L32 30V28H31ZM44 31H46V30H44ZM53 30H51V32H52ZM59 31V30H58ZM57 31V32H58ZM165 31H167L166 33H165ZM187 31V30H186ZM192 31V30H191ZM203 31V30H202ZM2 31H0V33H1ZM78 32V31H77ZM188 32V31H187ZM234 32V31H233ZM3 33V32H2ZM1 33V34H2ZM8 33V32H7ZM27 33V32H26ZM29 33H31V32H29ZM72 33V32H71ZM72 33V34H73ZM156 33V34H155ZM159 33V34H158ZM161 33V34H160ZM171 33H174L173 35L171 34ZM204 32H202V34H203ZM222 33V32H221ZM232 33V32H231ZM71 34V35H72ZM132 34H133V36H132ZM143 34V33H142ZM196 34V33H195ZM201 34V35H202ZM224 34V33H223ZM227 34V33H226ZM239 34V33H238ZM3 35H6V34H3ZM3 35H1V39H3L4 37H3ZM7 35H9V33L7 34ZM6 35V36H7ZM59 35V34H58ZM57 34H56V36H58ZM62 35V34H61ZM76 35H78V34H76ZM87 35V34H86ZM85 35V36H86ZM145 35L146 34H144V35H142V38L143 39H145L146 37H145ZM175 35V36H174ZM192 35V34H191ZM190 35V36H191ZM200 35V36H201ZM221 35V34H220ZM231 35V34H230ZM229 35V36H230ZM233 35V34H232ZM248 35V34H247ZM246 35V36H247ZM34 36V35H33ZM55 36V37H56ZM66 36V35H65ZM148 36V35H147ZM171 36H172V38H171ZM194 36V35H193ZM197 37H200L199 35H196ZM227 36V35H226ZM236 36H238V35H236V34H234V36L233 37H236ZM30 37H31V35H30ZM62 37V36H61ZM81 37V36H80ZM79 37V38H80ZM91 37V36H90ZM185 37V36H184ZM183 36L181 37V41H179V39H176L175 41H179V43H182L183 42V40H184V42L185 43H188V42H186L185 41V39H183L182 40V38H184ZM202 37H203V35H202ZM208 37V36H207ZM210 37V36H209ZM253 37V36H252ZM251 37V39H250V36H248L247 37V41H249L250 43L252 42V43H255V40H254V37L252 38ZM70 38V37H69ZM75 38V37H74ZM92 38V37H91ZM108 38V39H107ZM141 38V37H140ZM150 38V37H149ZM156 38H154V39H156ZM212 38V37H211ZM210 38V41H211V43H213L214 44V42L215 43H221L220 41H223V39H225L226 37H224V36H222L221 35V37H219V36H217L216 38H219L218 40L217 39H211ZM230 38V37H229ZM237 38V37H236ZM44 39V38H43ZM51 39V38H50ZM87 39H88V37H87ZM147 39V38H146ZM166 39V40H167ZM222 39V40H221ZM256 39V38H255ZM14 40V39H13ZM66 40V39H65ZM69 40V39H68ZM92 40V39H91ZM196 40V39H195ZM198 40V39H197ZM215 40V41H214ZM216 40H217V42H216ZM227 40H228V36H227ZM241 40V39H240ZM254 40V41H253ZM3 41V40H2ZM15 41H16V39H15ZM28 41H29V39H28ZM88 40H86V42H87ZM156 41V40H155ZM158 41V40H157ZM162 41V40H161ZM160 41V42H161ZM174 41V40H173ZM189 41V40H188ZM201 41V40H200ZM243 41H245V40H243ZM243 41H237L235 44H236V47H237V49L239 50H237L236 49V47H235V50L233 49V47H231V48H228V50L227 51H229V49H233L232 51L233 52H235L236 53V55H241V56H243L244 58H246V60L247 61H251V62H256L255 60H257V58L256 59H252V57H251V59H249L248 60V57L246 56L245 57V55H242V54H240V51H243V53H244V48H242V46L241 45H243V44H241ZM62 42V41H61ZM60 42V43H61ZM76 42V41H75ZM79 42V41H78ZM167 42V41H166ZM202 42V41H201ZM229 42V41H228ZM241 42V43H240ZM57 44H58V41L56 42ZM74 43V42H73ZM73 43H72V45H73ZM157 43V42H156ZM191 43H193V42H190V46H192V48L194 47V45L193 44H191ZM223 43V42H222ZM240 45H239V44ZM54 44H55V41H54ZM56 44V45H57ZM75 44V43H74ZM77 44V43H76ZM89 44H90V42H89ZM93 44V43H92ZM145 44V43H144ZM213 44H212V47H214L213 46ZM229 45H230V43H228ZM245 44H248V43H245ZM245 44L243 45L244 47H245ZM3 45H5L6 46V44H3ZM61 45H62V43H61ZM163 45V44H162ZM227 45V44H226ZM237 45H239V46H237ZM261 45H264V44H260V46ZM55 46V45H54ZM78 46V45H77ZM84 46V45H83ZM87 46H88V44H87ZM108 46H109V49H108ZM175 46V45H174ZM187 46H188V44H187ZM232 46V45H231ZM233 46H234V44H233ZM240 46H241V48H240ZM246 46H248V45H246ZM4 47V46H3ZM10 47V46H9ZM13 47H15V46H13ZM12 46L10 47V48H13ZM58 47V46H57ZM70 47H72V46H70ZM76 46H74V48H75ZM206 47V46H205ZM239 47V48H238ZM50 49H51V47H49ZM86 50H87V48H86V46L84 47ZM174 48V47H173ZM177 48V47H176ZM195 48V47H194ZM219 48H220V46H219ZM225 48H227V47H225ZM15 49V48H14ZM18 49V48H17ZM47 49V48H46ZM64 49V48H63ZM73 49V48H72ZM85 49H84V51H85ZM128 51H127V50ZM179 49V48H178ZM212 49V48H211ZM246 49H248V48H246ZM251 49H253V48H251ZM254 49H256V47H254ZM253 49V50H254ZM19 50V49H18ZM53 50V48L51 49V51ZM90 50H91V48H90ZM150 50H151V48H150ZM168 50V49H167ZM169 50H171L170 48H169ZM168 50V51H169ZM0 51H1V49H0ZM65 51H66V47H65ZM74 51H76V50H74ZM132 52L133 53V59L131 60V57H128V52ZM190 51H192L191 49L189 50L188 49V52H190ZM219 51V50H218ZM223 51H225V49H223ZM16 52V51H15ZM55 52V51H54ZM106 52V51H105ZM193 52V51H192ZM196 52V51H195ZM250 52H251V50H250ZM1 53V52H0ZM17 53V52H16ZM20 53H23V52H20ZM66 53V52H65ZM85 53V52H84ZM186 53V52H185ZM210 53H212V52H210ZM219 53V52H218ZM217 53V54H218ZM69 54V53H68ZM127 54V55H126ZM192 53L190 52V55H191ZM228 54V53H227ZM1 55V54H0ZM75 55V54H74ZM80 55V54H79ZM104 55V54H103ZM161 55H163V54H161ZM160 55V56H161ZM187 55V54H186ZM214 55V54H213ZM213 55H212V57H213ZM234 55V54H233ZM2 56V55H1ZM71 56V55H70ZM69 56V57H70ZM159 56V55H158ZM157 56V57H158ZM165 56V55H164ZM163 56V57H164ZM172 56V55H171ZM188 56V55H187ZM206 56V55H205ZM211 56V55H210ZM64 57V56H63ZM75 57V56H74ZM73 56L72 57H70V58H74ZM162 57V58H163ZM169 57V56H168ZM229 57H230V55H229ZM237 57H239V56H237ZM3 58H4V56H3ZM69 58V59H70ZM102 58V59H103ZM159 58H161V57H159ZM159 58H157V59H159ZM218 58V57H217ZM225 58V57H224ZM2 59V58H1ZM8 59V58H7ZM7 59H6V61H7ZM65 59H67V58H65ZM184 59V58H183ZM182 59V60H183ZM226 59H227V57H226ZM242 59V58H241ZM71 60H75V58L74 59H71ZM160 60V59H159ZM164 60V59H163ZM209 60V59H208ZM237 60V59H236ZM8 61H10L9 59H8ZM7 61V62H8ZM78 61V60H77ZM139 61H141L144 65H143V67H141L140 65H139V63H141V62H139ZM151 61V62H150ZM167 61H168V59H167ZM177 61V60H176ZM184 61H186V60H184ZM183 61V62H184ZM206 61V60H205ZM234 61V60H233ZM258 61V60H257ZM6 62V63H7ZM25 62V61H24ZM23 62V63H24ZM71 62V61H70ZM72 62H74V63H76V61H72ZM164 62V61H163ZM250 62V63H251ZM5 63V64H6ZM73 63V64H74ZM164 63H166V61L164 62ZM170 63V62H169ZM202 63H204V62H202ZM11 64V62L9 63L8 62V64H6L7 66H9ZM22 64V63H21ZM25 64V63H24ZM24 64H22V66L21 67H23L24 66ZM71 64V63H70ZM73 64H72V66H73ZM79 64L81 65V61L79 60ZM149 64H151L152 66H149ZM158 64V63H157ZM161 64V63H160ZM167 64V63H166ZM177 64V63H176ZM183 64V63H182ZM206 64V63H205ZM229 64V63H228ZM26 65V64H25ZM69 65V64H68ZM165 64H163V66H164ZM172 65V64H171ZM233 65V64H232ZM11 66H13V62H12V65ZM11 66H9V67H11ZM20 66V65H19ZM78 66V65H77ZM167 66V65H166ZM173 66V65H172ZM203 66V65H202ZM227 67H228V65H226ZM231 66V65H230ZM76 67V66H75ZM126 67V66H125ZM128 67V66H127ZM152 67H154V69L152 68ZM177 67V66H176ZM199 67V66H198ZM206 67H207V65H206ZM12 68V67H11ZM24 68V67H23ZM72 68H74V67H72ZM78 68V67H77ZM143 68V69H142ZM146 68V69H145ZM156 68H158V67H156ZM183 68V67H182ZM184 68H186V66L184 67ZM196 68V67H195ZM195 68H191L192 70H193V72H194V74L195 75H198L199 74V72H197V69H195ZM203 68H204V66H203ZM203 68H202V70H203ZM224 68V67H223ZM223 68H221L216 74L217 75H219V77H221L222 75V73L223 74H226L227 72L226 71H228L229 72V69H227V68H225V69H227V70H225V69H223ZM22 68H20V70H21ZM26 69V68H25ZM79 69V68H78ZM164 69V68H163ZM199 69V68H198ZM207 70H208V68H206ZM75 69H73V70H70V71H74ZM136 70H139V71H137L136 72ZM158 70V69H157ZM167 70V69H166ZM214 70V69H213ZM69 71V70H68ZM84 71V70H83ZM134 71H135V73H134ZM140 71H143L142 73L143 74H141L140 73ZM165 71V70H164ZM187 71V70H186ZM240 71V70H239ZM238 70H237V72H239ZM243 71V70H242ZM241 71V72H242ZM18 72V71H17ZM24 72H26V71H24ZM71 72V73H72ZM74 72H76V70L74 71ZM80 72H82V70H80ZM85 72V71H84ZM166 72V71H165ZM185 72V71H184ZM193 72L191 73V74H193ZM216 72V71H215ZM236 72V71H235ZM21 73V72H20ZM77 73V72H76ZM138 73H140L139 75H138ZM168 73V72H167ZM221 73V74H220ZM21 74H23V73H21ZM25 74V73H24ZM190 74V75H191ZM215 74V75H216ZM228 74V73H227ZM230 75H231V73H229ZM237 74V73H236ZM240 74V72L238 73V75ZM250 74V73H249ZM253 74V73H252ZM262 74H264V73H262ZM17 75V74H16ZM125 75V74H124ZM124 75H122V76H124ZM234 75V74H233ZM233 75H232V77H230V79L231 78H233ZM17 76H19V75H17ZM126 76V75H125ZM133 76V77H132ZM139 76V77H138ZM201 76H202V74H201ZM234 76H236V75H234ZM254 76V75H253ZM24 77H25V75H24ZM27 77V76H26ZM25 77V78H26ZM62 77V76H61ZM147 77V76H146ZM153 77V76H152ZM199 77V76H198ZM262 77H264V76H262ZM18 78V77H17ZM21 79L23 78V77H20ZM70 78V77H69ZM95 78V79H96ZM101 78H103V81L101 80ZM154 78V77H153ZM177 78V77H176ZM188 78V77H187ZM185 79V80H188V79ZM200 78H202V77H200ZM255 78V77H254ZM24 79V78H23ZM48 80H50L49 78H47ZM94 79V78H93ZM92 79V80H93ZM128 79V80H129ZM179 79V78H178ZM190 79V78H189ZM203 79L204 78H202L201 79V81H203ZM221 79H222V77H221ZM229 79V80H230ZM40 80V79H39ZM46 80V79H45ZM67 80V79H66ZM141 80V79H140ZM151 80V79H150ZM155 81H156V79H154ZM174 80H176V79H174ZM173 80V81H174ZM130 81V80H129ZM147 81H149L148 79H146V82ZM157 81H160L159 79L157 80ZM169 81V80H168ZM190 81V80H189ZM198 81V79L196 80V82ZM200 81V82H201ZM7 82V81H6ZM200 82H198V83H196L197 84V86H199L200 85ZM214 82V81H213ZM137 83H138V81H137ZM191 83V82H190ZM142 84H143V82H142ZM146 84V83H145ZM144 84V85H145ZM155 84H159V83H155ZM161 84H162V82H161ZM173 84V83H172ZM177 84V83H176ZM180 84V83H179ZM192 84V83H191ZM149 84L147 83V86H148ZM160 85V84H159ZM171 85V84H170ZM229 85V84H228ZM234 85V83H232V85H229L230 86V88L227 90L226 89V91L229 93V96H231V91H230V89L232 88H236L238 85H236V86H233ZM36 86V84L33 86V87H35ZM129 86V85H128ZM173 86V85H172ZM177 86V85H176ZM179 86V85H178ZM203 87V85H200L199 86V88L200 87ZM232 86V87H231ZM19 87V86H18ZM30 87H32V86H30ZM173 87H175V85L173 86ZM192 87H194V86H192ZM201 87V88H202ZM213 87V86H212ZM223 87H224V85H223ZM61 88V87H60ZM71 88V87H70ZM138 88H141V87H138ZM200 88V89H201ZM214 88V87H213ZM8 89V88H7ZM16 89V88H15ZM146 89H151V88H146ZM167 89V88H166ZM4 90V89H3ZM13 90V89H12ZM138 90V89H137ZM154 90V89H153ZM197 90V89H196ZM199 90V89H198ZM1 91H2V89H1ZM31 91H33V88H32V90ZM30 91V92H31ZM38 91V90H37ZM96 91V92H95ZM203 93H205V89H203L202 88V90H201ZM207 91V90H206ZM212 91V90H211ZM216 91V90H215ZM10 92V91H9ZM167 92V91H166ZM10 94V93H9ZM35 94V93H34ZM38 94H40V93H38ZM170 94H172V93H170ZM206 94L208 95H210L211 96V94L210 93H207L206 92ZM205 94V95H206ZM215 94H220V93H215ZM214 94V95H215ZM11 95V94H10ZM173 95V94H172ZM203 95V94H202ZM208 95V96H209ZM223 95V94H222ZM33 96V95H32ZM97 96V95H96ZM170 96V95H169ZM176 96V95H175ZM193 96V95H192ZM208 97V98H211L212 99V96L211 97ZM12 97V96H11ZM37 97H39V96H37ZM26 98H28V97H26ZM26 98H24V99H26ZM30 98V97H29ZM217 98V97H216ZM225 98V97H224ZM30 99H32V98H30ZM33 99H35V98H33ZM38 99V98H37ZM211 99H209V101H211ZM28 100V99H27ZM139 100V99H138ZM153 100V99H152ZM170 100H172V99H170ZM185 100V99H184ZM205 100V99H204ZM30 101H34V100H30ZM30 101H28V102H30ZM37 101V100H36ZM122 101V100H121ZM135 101H136V99H135ZM154 101V100H153ZM165 101V100H164ZM167 101H169L168 100V98H167ZM179 101V100H178ZM183 101V100H182ZM213 101V100H212ZM143 102V101H142ZM152 102V101H151ZM157 102V101H156ZM166 102V101H165ZM169 102H171V101H169ZM137 104H135V105H138L139 107H138V109L140 110V109H142L143 108V110H141L142 112L144 111H146L147 112V107L146 106H143L142 107V105L143 104H141L140 103V101H138V102H136ZM144 103V102H143ZM153 103V105H155V106H153L154 108H156L157 109V107H158V105H159V107H160V101H159V103L160 104H158V103H156L155 104V102H152ZM180 103V104H179ZM179 107H180V109L182 110H180L182 113H183V116H184V112H186L187 110L185 109V108H182V105H183V107H185L184 105V103L181 105V101H179ZM192 103V102H191ZM230 103V102H229ZM41 104V103H40ZM127 104V103H126ZM141 104V105H140ZM144 104H146V103H144ZM169 104V103H168ZM193 104V103H192ZM207 104V103H206ZM120 105V104H119ZM129 105V104H128ZM165 105V109L167 108L166 107V104H162V108H163V110H164V106ZM181 105V106H180ZM133 106V105H132ZM157 106V107H156ZM202 106V105H201ZM120 107V106H119ZM131 107V106H130ZM144 107H145V109H144ZM168 107H169V105H168ZM192 107V106H191ZM216 107V106H215ZM170 108V107H169ZM188 109H189V107H187ZM214 107H211V110L213 111V110H215V109H213ZM118 109V108H117ZM130 109V108H129ZM133 110H134V112L136 113V112H139V111H137L136 109H134V108H132ZM131 109V110H132ZM152 109V108H151ZM185 109V110H184ZM130 110V111H131ZM169 110V109H168ZM247 110H248V108H247ZM152 111H154V110H152ZM170 111V110H169ZM169 111H167V112H169ZM174 111V110H173ZM180 111H179V113H180ZM194 111V110H193ZM218 111V110H217ZM254 111V110H253ZM256 111V110H255ZM133 112V111H132ZM157 112V111H156ZM159 112V111H158ZM164 112V111H163ZM216 112V111H215ZM257 112H258V109H257ZM154 113V112H153ZM191 113V112H190ZM90 114V113H89ZM154 114H156V113H154ZM164 114V113H163ZM173 114V112L171 113V111H170V113H169V115H167V114H165V116L167 115V116H169L167 119H168V121L167 120H165L166 122H169L170 120H171V118L170 117H173V116H171ZM186 114H188L189 115V113H186ZM197 114V113H196ZM199 114V113H198ZM59 115H60V113H59ZM62 115V117L63 116H65V115H63V114H61ZM193 115H194V113H193ZM215 115V114H214ZM223 115V114H222ZM248 115H249V113H248ZM250 115H251V113H250ZM253 115V114H252ZM69 116V115H68ZM137 116V115H136ZM159 116H161V115H159ZM189 116H191V115H189ZM139 117H140V115H139ZM152 117V116H151ZM186 117L188 118V116L186 115ZM194 117H196V116H194ZM222 117V116H221ZM254 117V116H253ZM64 118V117H63ZM174 118H175V116H174ZM186 118V119H187ZM193 118V117H192ZM4 119V118H3ZM52 119V118H51ZM65 119H66V122L68 121L67 120V118H66V116H65ZM139 119V118H138ZM137 119V120H138ZM152 119V118H151ZM186 119H185V121H186ZM194 119H198L197 117L196 118H193V120ZM206 119V118H205ZM218 119V118H217ZM216 119V120H217ZM258 119V118H257ZM50 120V119H49ZM64 120V119H63ZM70 120V119H69ZM190 120H191V122H190ZM191 118L189 119H187V123L185 122V124L186 125H188V128L187 129H189V127H190V125H191V123H192V121H193ZM227 120V119H226ZM251 121H250V123H249V125H250V127L251 128H249V129H252V128H255V127H257V126H261V129L262 128H264V127H262V126H264V123H262V122H260L259 121V119L258 120H255V121H253V119H252V117H251V119H250ZM71 121V120H70ZM141 121V120H140ZM196 121H200V120H196ZM207 121V120H206ZM231 121V120H230ZM48 122V121H47ZM46 122V123H47ZM51 122V121H50ZM52 122H54L53 120H52ZM55 122H57V119H56V121ZM59 122L61 123L62 121H60L59 120ZM58 122V123H59ZM142 122V121H141ZM161 122H163V120L161 121ZM71 123V122H70ZM73 123V122H72ZM132 123H133V120H132ZM139 123V122H138ZM196 123V122H195ZM222 123V122H221ZM23 124V123H22ZM62 124H64V122H62ZM66 124V123H65ZM64 124V125H65ZM136 124L137 123H135V124H133V125H135L136 126ZM190 124V125H189ZM192 124H194V122L192 123ZM220 124V123H219ZM225 124V123H224ZM231 124H232V126H234V128H235V130H234V128L232 129V126H231ZM231 124H229L230 126H231V130H232V134L234 135V136H236L235 138V140L236 141H243V140H245V137L246 136H244V135H247L248 137H246V138H249V137H251V140L252 141H250L249 140V143H251L252 145L254 144H258V142L259 141H261V139L260 140H258L257 138H255V136H259V138H261L260 137V135H258V133H255V132H249V131H246L245 129H244V131H245V134L244 135H242V133H238V131H239V128H238V130L236 129V125H233V123H231ZM24 125V124H23ZM48 125V124H47ZM248 125V126H249ZM55 126H57V125H55ZM70 125H68L67 126V128L69 127ZM122 126H124V124L122 125ZM134 126V131L136 132L137 131V133L140 131V126L139 127H137V128H140V129H137L136 127ZM138 126V125H137ZM160 126V125H159ZM185 126V125H184ZM199 126H201V125H199ZM203 126V125H202ZM222 126V125H221ZM226 126V125H225ZM228 126V125H227ZM253 126V127H252ZM52 127H54V125H53V123H52ZM63 127V126H62ZM66 127V126H65ZM64 127V128H65ZM73 127V126H72ZM118 127V126H117ZM133 127V126H132ZM19 128H22V127H19ZM56 128V127H55ZM64 128H63V130H64ZM69 128H71V127H69ZM124 128H126V129H130V128H127V127H125L124 126ZM167 128V127H166ZM193 128V127H192ZM191 127H190V129H192ZM199 128V127H198ZM242 128V127H241ZM244 128V127H243ZM257 128H259L260 129V127H257ZM72 129V128H71ZM122 129V128H121ZM133 129V128H132ZM137 129V130H136ZM164 129H165V127H164ZM194 129V128H193ZM226 129V128H225ZM248 129V128H247ZM256 129V128H255ZM260 129V130H261ZM21 130V129H20ZM37 130V129H36ZM56 130V129H55ZM65 130H69V133H72V132H74V130L72 129V130H70V129H65ZM131 130V129H130ZM142 130V129H141ZM205 130V129H204ZM211 130V129H210ZM224 130V129H223ZM228 130V129H227ZM257 130V129H256ZM255 130V131H256ZM57 131V130H56ZM146 131V130H145ZM153 131V130H152ZM225 131V130H224ZM259 131V130H258ZM257 131V132H258ZM62 132V131H61ZM123 132V131H122ZM135 132H133L132 131V133L133 134H135ZM147 132V131H146ZM162 132V131H161ZM235 132H237V133H235ZM248 134H247V133ZM64 133V132H63ZM67 134V131H66V133H64L63 134V136L65 137V139H67L69 136H71L70 134ZM125 134H128L129 132H124ZM152 133V132H151ZM157 133V132H156ZM213 133H214V131H213ZM69 135L68 137H67V135ZM131 136H132V134H131V131H130V133H129ZM128 134V135H129ZM141 134V133H140ZM143 134V133H142ZM146 134V133H145ZM216 134V133H215ZM236 134V135H235ZM238 134V135H237ZM241 134V135H240ZM260 134V133H259ZM262 134H264V133H262ZM261 134V135H262ZM56 135V134H55ZM58 135V134H57ZM137 136H139V134H136ZM136 135H134L133 137H134V143H136V145H137V141L136 140H138V141H140L139 139H138V137L136 136ZM194 135V134H193ZM239 135L241 136V137H239ZM40 136H42V135H40ZM61 136H62V133H61ZM125 136V135H124ZM145 136V135H144ZM192 136V135H191ZM190 136V139L192 138ZM238 136V137H237ZM54 137V136H53ZM132 137V138H133ZM149 137V136H148ZM213 137V136H212ZM55 138V137H54ZM57 138V137H56ZM86 138V137H85ZM131 138V139H132ZM209 138V137H208ZM222 138V137H221ZM240 138H243V139H240ZM70 137H69V141H67V140H65V141H67L66 143H70ZM89 139H88V141H89ZM131 139H129V137L125 140V141H127V140H129V141H127L126 143L127 144H125L126 146V150L124 151L125 152V156H127V158L124 160V158H123V160H124V162L122 161L121 163H122V165L121 166H118V169H121L122 167H123V169H121L122 171H124V168L126 167L125 165V163H126V161H128L129 159H128V157L131 159V157H132V155L134 156V152L133 151H135L136 149H137V146L133 143H131ZM187 139V138H186ZM216 139V137L214 136L211 140H212V142H213V144H215V142H214V140ZM219 139V138H218ZM258 141H257V140ZM262 139H264V138H262ZM1 140V139H0ZM86 140V139H85ZM184 140V139H183ZM220 140H222V139H220ZM224 140V139H223ZM64 141V140H63ZM196 141H197V139H196ZM235 141V142H236ZM240 141L238 142L239 144H240ZM246 141V140H245ZM133 142V141H132ZM200 142V141H199ZM39 143V142H38ZM69 143H68V146H70V145H72L73 147L75 146V144L74 143H72V140H71V143H70V145H69ZM123 144V143H122ZM203 145H204V143H202ZM238 144V145H239ZM251 144H248V142H247V145H248V147L250 148V147H252L251 146ZM261 144V143H260ZM67 145V144H66ZM247 145H244V146H246L247 147ZM8 146V145H7ZM72 146H71V148H72ZM136 146V147H135ZM181 146V145H180ZM179 145H178V147H180ZM219 145H217V147H218ZM258 147H259V144L257 145ZM257 146H254V147H252V148H254L253 149V151H260L259 149L257 150ZM11 147V146H10ZM14 148V150H10V152L9 151H7L5 148H1V146H0V148L1 149H3V150H6L9 154L10 153H12V152H14L16 149H18V147H16L15 145L13 146ZM62 147V146H61ZM85 147V148H84ZM156 147V146H155ZM205 147V146H204ZM246 147H243V146H241V144L239 145V149L240 148H242L243 149V151L244 150H246L247 148ZM256 147V148H255ZM260 147H264V146H260ZM16 148V149H15ZM60 148V147H59ZM63 148V147H62ZM124 148V147H123ZM123 148H122V150H123ZM164 148V147H163ZM175 148V147H174ZM174 148L172 147V149H173V152H172V155H177L178 157V159L177 160H183L182 159V157H187V155H184L183 156V154L181 153L182 152V150L181 151H178L177 149H180V148H175V150H177V152L178 153H176V151L174 150ZM228 148V147H227ZM238 148V147H237ZM246 148V149H245ZM12 149V148H11ZM57 149V148H56ZM66 149V148H65ZM68 149H70V147L68 148ZM73 149V148H72ZM74 149H75V147H74ZM128 149V150H127ZM146 149V148H145ZM153 149V148H152ZM171 149V150H172ZM220 149V148H219ZM218 149V150H219ZM241 149V150H242ZM256 149V150H255ZM78 150H80V149H78ZM80 150V151H81ZM86 150H88L87 152H86ZM155 150V149H154ZM160 150H162V148H160V147H158V149L156 150L157 151V153L159 152ZM198 150V149H197ZM200 150V149H199ZM252 150V149H251ZM61 151H62V149H61ZM60 151V152H61ZM70 151V150H69ZM72 151V150H71ZM150 151V150H149ZM221 151V150H220ZM220 151H219V153H220ZM223 151H225V150H223ZM221 152V153H225L226 155L229 153V152H227V151H225V152ZM250 152L249 154H247V150H246V154L248 155H246V158H247V160L249 161V159H254V161H255V152ZM63 152L65 153V151H62L61 153L63 154ZM129 153V154H127V153ZM133 152V153H132ZM147 152V151H146ZM163 152V151H162ZM167 152V151H166ZM198 152V151H197ZM19 153V152H18ZM56 153V152H55ZM73 154H75V152H74V150H73V152H72ZM148 153V152H147ZM157 153H154L153 155L155 156V155H157ZM160 153V152H159ZM165 153V152H164ZM175 153V154H174ZM182 154V156L180 155V154ZM220 153V154H221ZM233 153V152H232ZM238 153H239V151H238ZM253 153V154H252ZM27 153H22V154H20L22 157H19V155H18V160L19 159H21L23 162L25 161L26 162V164H27V158L28 157H30V156H28L27 158H26V155ZM61 154V155H62ZM81 154H85V156H81ZM131 154V155H130ZM171 154V153H170ZM222 154V155H223ZM224 154V155H225ZM234 154V153H233ZM241 154V153H240ZM6 155V154H5ZM12 155H13V153H12ZM17 155V153L15 152V155L14 156H16ZM64 155V154H63ZM62 155V156H63ZM79 155V156H78ZM124 155V154H123ZM145 155V154H144ZM150 155H151V153H150ZM172 155L170 156V157H172ZM180 155V156H179ZM221 155V156H222ZM223 155V156H224ZM225 155V156H226ZM237 155V154H236ZM48 156V155H47ZM49 156H51V155H49ZM55 156V155H54ZM54 156L52 157V158H54ZM64 156H66V155H64ZM146 157H147V155H145ZM154 156H152V157H154ZM220 157V161L221 162H225V163H227L226 161H228V160H225L226 158L225 157ZM227 156H230V157H232L231 156V152H230V154H228ZM262 156H264V155H262ZM158 157V156H157ZM179 157H180V159H179ZM236 157H238V156H236ZM249 157V158H248ZM14 158V157H13ZM26 158V159H25ZM145 158V157H144ZM159 158V157H158ZM160 158H162V157H160ZM175 158V157H174ZM219 158V157H218ZM233 158V157H232ZM231 158V159H232ZM240 158H242V157H240ZM244 158V157H243ZM262 158H264V157H262ZM29 159V158H28ZM38 159V158H37ZM58 159H60V158H58ZM116 159V158H115ZM128 159V160H127ZM149 159V158H148ZM151 160H152V158H150ZM150 159H149V161H150ZM154 159V158H153ZM185 159V158H184ZM40 160V159H39ZM60 160H62V159H60ZM60 160H57V162L58 161H60ZM80 160V161H79ZM176 160V161H177ZM207 159H199V161L200 162H205ZM246 160V159H245ZM261 161L260 163H262V162H264V160H259V159H256V161ZM140 161V160H139ZM147 161V160H146ZM159 161H161V165H158L157 167L156 166H154L153 164L154 163H152V165L155 167V168H153V166L151 165V164H149V166L151 167H149L150 169H151V171L152 170H154V172H156V170L158 169V170H160V171H157L158 172V175H159V178H160V176H161V174H162V172H161V169L163 170L164 169V165H162V163L164 162H162V160H159ZM175 161V163L177 164V163H179V161H177L176 162ZM238 161V162H237ZM23 162H19L20 164H22ZM57 162H56V164H57ZM141 162V161H140ZM148 162V161H147ZM153 162H155V160L153 161ZM174 162V161H173ZM181 162V161H180ZM234 162L235 163H233V164H231V163H227V165H229V166H231L230 167V170L228 171V173L229 174H226V169L225 168H223V169H221L220 167H217V171H218V173H219V176H217L216 174H214V173H211V172H196L195 174H197V173H201L202 175L203 174H209V175H211L212 176V179H213V181H214V184H215V186H216V189H215V195L214 196H212V194L211 193H208V195L207 196H205L206 198L204 199V201L202 200V203L204 202V204L203 205H205L204 207L207 209H213V208H217L218 206H223V204L225 205V204H229V205H231V204H233V205H231L232 206V208L229 206V208H231V211L233 212H230L229 210V212L230 213H232V215L230 214V215H228V214H226V213H229L228 211L226 212V211H224V213L226 214V215H228V216H224L223 214L221 215V216H223V218L220 216V217H215L214 218V215H208L206 218L204 217V215H203V218L205 219L204 220V225L206 224V223H208V222H214V221H216V223L217 224H219V223H222L223 222V220L222 219H224V221H227V223H229V225L227 224L226 226L229 228V230L230 229H232L231 230V235H234V236H229L228 237V239L231 237H235V238H233L234 239V241L235 242H239L240 240H241V242H239L238 244L240 245V248H241V250L243 251L242 253H243V257H246L247 255L245 254V253H247V251L249 250L248 249V241L250 240L249 238L252 236L251 234H255V231H256V225H255V223H254V221H255V208L253 209L252 207L254 206L255 207V181H252V178H257L258 180H264V177H262V176H259V174L258 173H256V171H255V165L253 166V167H249L248 166V164L247 163H245V162H242L241 161V164H242V166L241 165H239V160H237V159H234ZM41 163V162H40ZM120 163V164H121ZM128 163V162H127ZM142 163H143V160H142ZM25 164V163H24ZM25 164V165H26ZM29 164V163H28ZM31 164H34V163H30V165ZM46 164V163H45ZM61 164V163H60ZM60 164H58L59 166H60ZM106 165L107 167H108V169H107V167H106V169L107 170H109V168H111L110 170L113 172H111L112 174L109 176V178H107V180H105V179H102L101 177H102V172H101V170H102V167H103V165ZM118 164V163H117ZM140 164V163H139ZM144 164H145V162H144ZM147 164V165H148ZM156 164H157V162H156ZM155 164V165H156ZM160 164V163H159ZM169 164V163H168ZM168 164H167V166H168ZM175 164V166L174 167H177L179 164H177L176 165ZM24 165V166H25ZM30 165H28V167L30 166ZM115 165V164H114ZM119 165V164H118ZM141 165H143V164H141ZM170 165V164H169ZM32 167L31 168H33V166L34 165H31ZM58 166V167H59ZM116 166V165H115ZM125 166V167H124ZM130 166V165H129ZM132 166H135V165H132ZM161 166V167H160ZM163 166V167H162ZM166 166V165H165ZM167 166H166V168H167ZM183 166V165H182ZM261 166H264V165H261ZM26 167H27V165H26ZM50 167H52V166H50ZM55 167V166H54ZM57 167V166H56ZM121 167V168H120ZM138 167V166H137ZM136 167V168H137ZM140 167V166H139ZM180 168H182L181 166H179ZM37 168V167H36ZM45 168V167H44ZM135 168V169H136ZM145 167L143 166V169H144ZM161 168V169H160ZM172 168V167H171ZM178 168V167H177ZM30 169V168H29ZM51 169V168H50ZM56 169V168H55ZM57 169H59L58 171L60 172V168H57ZM56 169V170H57ZM76 169V170H77ZM146 170H147V168H145ZM156 169V170H155ZM32 170V169H31ZM35 170V169H34ZM56 170H54V171H56ZM109 170V171H110ZM121 170H118V171H121ZM165 170V169H164ZM163 170V171H164ZM172 170V169H171ZM36 171V170H35ZM45 171H46V169H45ZM166 171V170H165ZM176 171V169L174 168L173 169V172H174V174H175V176L178 174V172H175ZM38 172V171H37ZM47 172H49V170L47 171ZM76 172V171H75ZM142 172V171H141ZM171 172V171H170ZM43 173H44V171H43ZM50 173H53V172H51V170H50ZM57 173V172H56ZM55 173V174H56ZM101 173V174H100ZM104 173H106V172H104ZM138 173H139V171H138ZM161 173V174H160ZM234 173H236V175H237V177H236V182L235 183H233V188H235L236 189V187H237V185L238 184H243L244 182L242 181V178H247L248 179V182L246 183L247 185H246V187L245 188H248V187H250V193H252V194H250L249 195V197H248V195L246 194L245 195V193L240 197V198H237L236 196H234V195H231V196H224V193L221 191V181L222 182H224V181H226L227 180V178H228V176L229 175H232V174H234ZM40 174H42V173H40ZM54 174V173H53ZM142 174V173H141ZM150 174V173H149ZM166 174V173H165ZM195 174H190V175H193L192 177H194V175ZM47 175V174H46ZM250 175V176H249ZM58 176V175H57ZM70 176L71 177V175L70 174H68V175H66L65 177L66 178H68V177ZM152 176V175H151ZM163 176V175H162ZM161 176V177H162ZM165 176V175H164ZM178 176V175H177ZM50 177V176H49ZM72 177H71V179L69 180V181H71L72 180ZM81 177V178H80ZM122 178V176H120L119 175V178ZM153 177V176H152ZM157 177V176H156ZM166 177V176H165ZM168 177H170V176H168ZM185 177V176H184ZM118 178V179H119ZM57 179V178H56ZM65 179V178H64ZM109 179H111V180H109ZM123 179V178H122ZM141 179V178H140ZM154 179V178H153ZM157 179H158V177H157ZM163 179V178H162ZM68 180V179H67ZM66 180V181H67ZM159 180H161V179H159ZM159 180H157V181H159ZM76 181V182H75ZM119 181V180H118ZM120 181H122L121 179H120ZM142 181H144V180H142ZM162 181V180H161ZM68 182V181H67ZM108 182V184H106ZM115 182H117L116 180H115ZM114 182V183H115ZM160 182V181H159ZM258 182V181H257ZM18 183V185L17 186H23L24 187V184L22 183L21 184V182H18V181H16V184ZM110 183V184H109ZM161 183V182H160ZM262 183H264V182H262ZM70 184V183H69ZM68 184V185H69ZM122 184V185H121ZM120 185L121 186H123V187H125V186H127V184H126V181H124L123 180V182L121 183ZM141 184V183H140ZM157 185H159V183L157 184ZM130 187L132 186V185H129ZM143 186H144V184H143ZM163 186V185H162ZM166 186V185H165ZM258 186H260V184L258 185ZM22 187V188H23ZM70 187H73V185L72 186H70ZM69 187V188H70ZM75 187H73L74 189H75ZM113 187V188H112ZM120 187V186H119ZM122 187V188H123ZM138 187V186H137ZM139 187H140V185H139ZM150 187V186H149ZM152 187V186H151ZM150 187V188H151ZM252 187H254V189L252 188ZM73 188H71V189H73ZM126 188V187H125ZM142 188V187H141ZM164 188V187H163ZM243 188V187H242ZM124 189V188H123ZM145 189H146V187H145ZM144 189V190H145ZM149 189V188H148ZM169 189V188H168ZM173 189V188H172ZM253 189V190H252ZM75 190V191H76ZM104 190V191H103ZM130 190V189H129ZM170 190V189H169ZM121 191V190H120ZM122 191H124V190H122ZM127 191V190H126ZM147 191V190H146ZM236 191V190H235ZM243 191V190H242ZM248 191V190H247ZM68 192H70V191H68ZM116 192H117V190H116ZM234 192V190L233 191H230V192H227V193H230V194H232ZM244 192V191H243ZM42 193H43V191H42ZM153 193V192H152ZM171 193V194H170ZM259 193H261L262 194V196H264V189H261L260 191H259ZM170 194V198H173V199H175L176 198V196L177 195H174V193H172V191L171 192H169L168 193V195ZM202 194V193H201ZM68 195V194H67ZM70 195V194H69ZM71 195V196H72ZM108 195V194H107ZM137 195V194H136ZM155 195V194H154ZM257 195V194H256ZM50 196V195H49ZM52 196V195H51ZM51 196H50V198H51ZM127 196V195H126ZM171 196H173V197H171ZM202 196V195H201ZM142 197V196H141ZM151 197V196H150ZM154 197V196H153ZM203 197H204V195H203ZM239 197V196H238ZM134 198H137V197H134ZM149 198V197H148ZM162 198H164V197H162ZM162 198H160L161 200H163ZM167 198H168V196H167ZM179 198V197H178ZM237 198V199H236ZM246 198V199H245ZM251 198H253V199H251ZM42 199V198H41ZM45 199H46V197H45ZM120 199V198H119ZM143 199H145L144 197H143ZM147 199V198H146ZM153 199H155V197L153 198ZM202 199V198H201ZM234 199H236V201L238 202V203H233L234 201ZM251 199V200H250ZM43 200V199H42ZM116 200V199H115ZM124 199L123 198H121V204L123 205L125 202H122ZM158 201H159V199H157ZM245 200L246 201H248V202H253V203H248V202H245ZM126 201V200H125ZM154 201H156V200H154ZM167 201V200H166ZM180 201H182V200H180ZM44 202H45V200H44ZM197 201H193V202H191V203H189V202H184V201H182L181 203H179V204H181V206L183 207L182 208V210H184L183 212H185V210H187L186 212L187 213H189L190 211H192L191 213L193 214V213H195V211L194 210H196V208L199 206V207H201L202 206V204H201V202H200V200H198V203H196ZM239 202H241V203H239ZM245 202V203H244ZM48 203V202H47ZM183 203V204H182ZM248 203V204H247ZM17 204V203H16ZM20 204V203H19ZM18 204V205H19ZM113 204H114V202H113ZM137 204V203H136ZM139 204V203H138ZM200 204H201V206H200ZM234 204H237V205H234ZM251 204H252V206H251ZM41 204L39 203V206H40ZM46 205V204H45ZM44 205V206H45ZM114 205H116V204H114ZM118 205V204H117ZM156 205V204H155ZM247 205H249L250 206V208H248V206ZM42 206V205H41ZM51 206V205H50ZM49 206V207H50ZM111 206H113V205H110V207ZM120 206V205H119ZM124 206V205H123ZM146 206V205H145ZM180 206V205H179ZM180 206V207H181ZM243 206H247V207H245L246 209H248L247 211H245V212H243L242 213V215H244V217H246L244 220H241L240 218H242L243 219V216H240V218H238L239 216V214H240V212H241V210H240V207L241 208H243ZM48 206L46 205V208H47ZM109 207V206H108ZM114 207V206H113ZM155 207V206H154ZM159 207V206H158ZM42 208V207H41ZM45 208V207H44ZM52 208V207H51ZM50 208V209H51ZM63 208V207H62ZM71 208H73L72 206H71ZM118 208V207H117ZM117 208H114L115 210L117 209ZM121 208V207H120ZM134 208V207H133ZM146 208V207H145ZM227 208H228V206H227ZM227 208H226V210H227ZM47 209H49V208H47ZM49 209V210H50ZM74 209V208H73ZM72 209V210H73ZM95 209V210H94ZM124 209H126L125 207H124ZM154 209V208H153ZM158 209L159 208H157V211H158ZM181 209V208H180ZM206 209H204V210H206ZM224 209V208H223ZM42 210H44V209H42ZM61 210V209H60ZM112 210H113V208H112ZM121 210V209H120ZM120 210H119V212H120ZM143 210V209H142ZM142 210H140L141 212H142ZM203 210V211H204ZM214 210V209H213ZM225 210V209H224ZM54 211V210H53ZM64 211H66V210H64ZM64 211H61L63 214H64ZM128 211V210H127ZM139 211V210H138ZM138 211H136V212H138ZM147 211H149V210H147ZM194 211V212H193ZM206 211H208V210H206ZM205 211V212H206ZM41 212V211H40ZM67 212H69L68 214H70V212L71 211H67ZM74 212V211H73ZM75 212H74V214H75ZM111 212V211H110ZM113 212V211H112ZM115 212V211H114ZM116 212H117V210H116ZM133 212H135V211H133ZM182 212V213H183ZM211 212V211H210ZM47 213V212H46ZM56 213V212H55ZM59 213V212H58ZM94 213V214H93ZM131 213H132V211H131ZM149 213V212H148ZM151 213V212H150ZM159 213H161V215L162 214H164L162 211H159ZM159 213H155V214H158L159 215V219L160 220H162L161 219V217H160V214ZM38 214V213H37ZM48 215H49V213H47ZM51 214H53V213H51ZM67 214V213H66ZM74 214H70V215H74ZM110 214V213H109ZM117 214V213H116ZM115 213H114V216L116 215ZM123 214V213H122ZM135 214V213H134ZM139 214H141V213H139ZM154 214V213H153ZM56 215V214H55ZM65 215V214H64ZM124 215H126V214H124ZM123 215V216H124ZM136 215V214H135ZM149 215H151V214H149ZM189 215H191V214H189ZM37 215H35V217H36ZM53 216V215H52ZM92 216V217H91ZM113 216V215H112ZM111 216V217H112ZM117 216V215H116ZM142 216V215H141ZM140 216V217H141ZM157 216V215H156ZM163 216V215H162ZM233 216V217H232ZM42 217V216H41ZM58 217H60V216H57V218ZM67 217H68V215H67ZM72 217H74V216H72ZM119 217H122V216H120L119 215ZM126 217V216H125ZM139 217V218H140ZM199 217V216H198ZM198 217H193L192 215L188 218V220H193L192 222L191 221H188L189 223L188 224H190V226L192 225V226H194L195 224H197V222L195 221ZM210 217H212L211 219H210ZM229 217H230V219H231V217L233 218V221H236V220H238V221H241V222H235V224L231 221V220H229ZM251 217V218H250ZM53 218H54V216H53ZM69 218V217H68ZM71 218V217H70ZM137 218H138V216H137ZM194 218H196V219H194ZM207 218H209V220L207 219ZM220 218H222V219H220ZM226 218V219H225ZM238 218V219H237ZM34 219V218H33ZM38 218H36V221L38 222V220H37ZM47 219V218H46ZM48 219H50V218H48ZM67 219V218H66ZM73 219H75V217L73 218ZM112 219H115V218H112ZM111 219V220H112ZM120 219V218H119ZM132 219V218H131ZM35 220V219H34ZM40 220V219H39ZM127 220V219H126ZM135 220V219H134ZM160 220H157V223L160 221ZM164 220H167V219H164ZM164 220H162V221H164ZM182 220V219H181ZM213 220V221H212ZM218 220V221H217ZM41 221V220H40ZM49 221V220H48ZM51 221V220H50ZM56 220L54 219V221H52V223H53V226H52V228L53 229H56L55 228V224H56V222H55ZM110 221V220H109ZM118 221V220H117ZM141 221V220H140ZM183 221V220H182ZM228 221H230V222H228ZM34 222V221H33ZM42 222V221H41ZM58 222V221H57ZM74 222V221H73ZM111 222V221H110ZM114 222V221H113ZM125 222V221H124ZM195 222V223H194ZM219 222V223H218ZM40 223V222H39ZM50 223V222H49ZM48 223V224H49ZM55 223V224H54ZM143 223H144V221H143ZM163 223V222H162ZM176 223V222H175ZM183 223V222H182ZM193 223H194V225H193ZM225 223V222H224ZM231 223H233V226H232V224ZM36 224V223H35ZM46 224V223H45ZM47 224V225H48ZM113 224V223H112ZM112 224H110V225H112ZM150 224V223H149ZM159 224V223H158ZM158 224H156V225H158ZM178 224V223H177ZM186 224H187V222H186V220L184 221V225H182L181 224V222H180V225H182L181 227H180V225H177L178 226V228L180 229V231L182 230H185V229H188V226L185 228V226H186ZM201 224V223H200ZM242 224H244V225H242ZM56 225H58V223L56 224ZM116 225H118V224H116ZM166 225V224H165ZM164 225V226H165ZM171 225V224H170ZM170 225H166V228H168L167 229V231L170 229L169 227H170ZM37 226V225H36ZM155 226V225H154ZM169 226V227H168ZM189 226V227H190ZM191 226V227H192ZM200 226V225H199ZM212 226H213V224H212ZM230 226H232V227H230ZM48 227H49V225H48ZM57 227V226H56ZM119 227V226H118ZM120 227H121V225H120ZM156 227V226H155ZM172 227V226H171ZM174 227V226H173ZM34 228V227H33ZM42 228V227H41ZM44 228V227H43ZM144 228V227H143ZM164 228V227H163ZM176 228V227H175ZM183 228V229H182ZM45 229H47V227L45 228ZM45 229L43 230V232H45ZM50 228H48V230H49ZM109 229V228H108ZM138 229V228H137ZM149 229V228H148ZM155 229V228H154ZM179 229H175V230H178V232H179ZM189 229H191V228H189ZM160 230V229H159ZM171 230V229H170ZM170 230H169V232H165V234H167L166 236H164L163 237V239H164V243H159V240H157L156 238H159V237H161V236H163V233H162V235L161 236H159L160 234L158 233V235H157V233H154V234H156V235H154V234H150V232H148V230L146 231V233L147 234H149V236L151 237H149L151 240H152V238L153 239H156V243H155V245L157 244V245H162V247H164V251H163V253L165 254V255H167L165 258H163V263H167L168 261H177L178 262V264H179V262L181 263V261H179L180 260V258L182 257V255H185V256H189V262H188V264H202V262H203V264H205L206 262H207V260L209 261V260H211V259H206V261H204L205 259L203 258V255L205 254V252H202V256H201V253H199L200 254V257L203 259H200V260H202V261H200L199 259H198V257L196 258V256H194L193 257V252L191 251V249H188L189 247L187 246V244L189 245L190 243H192L193 244V246H195V248L194 249H198V251L199 252H201V250H203V251H205L206 249H207V252L206 253H208V249H209V246H210V244L208 245V244H206V242H208V240L206 241V239H200V238H195V236H194V234H190L191 233V230H190V232H188L187 230H185V231H183V232H180L177 236H173L174 238H175V240H176V238H177V240H178V238L180 239H182V240H185V242H186V244L183 246V245H180V247L182 246V250L181 249H176L175 247H171V245H166L165 244V242H166V240L171 236L172 237V235H170L169 233H171L172 234V232H170ZM173 231H174V228L172 229ZM217 230V229H216ZM215 230V231H216ZM234 230V231H233ZM52 231V230H51ZM112 232H113V230H111ZM117 231H119V230H117ZM141 231V230H140ZM150 231V230H149ZM193 231H194V229H193ZM217 231H219V230H217ZM235 231H237L236 232V234H235ZM39 232V231H38ZM43 232L41 233V235L43 234ZM47 232V231H46ZM53 232V231H52ZM63 232V231H62ZM129 232V231H128ZM135 232V231H134ZM133 232V233H134ZM152 232V231H151ZM155 232V231H154ZM221 232V231H220ZM230 232V231H229ZM241 234H240V233ZM114 233V232H113ZM118 233V232H117ZM48 234V233H47ZM110 234V233H109ZM127 234V233H126ZM164 234V235H165ZM220 235H223V234H225L226 235V233H223V232H221V233H219ZM170 235V236H169ZM251 235V236H250ZM43 236V235H42ZM134 236H135V234H134ZM237 236H239V237H237ZM131 237V236H130ZM133 237V236H132ZM170 237V238H171ZM173 237L170 239V240H172L173 239ZM219 236H217V238H218ZM225 236L223 235V237L221 238V239H223V240H216L217 241V251L219 250L218 249V247H219V245H221L219 242L221 241V242H223V241H225V239L226 238H224ZM237 237V238H236ZM24 238H27V237H24ZM41 238V237H40ZM39 238V239H40ZM112 238V237H111ZM125 238V237H124ZM144 238H146V237H144ZM229 239V240H232V239ZM239 238V239H238ZM38 239V240H39ZM166 239V240H165ZM116 240H118V239H116ZM142 240V239H141ZM161 240V239H160ZM174 239H173V241H175ZM176 240V241H177ZM238 240V241H237ZM243 240V241H242ZM29 241V240H28ZM27 241V242H28ZM124 241V240H123ZM122 240H121V242H123ZM154 241V240H153ZM157 241H158V243H157ZM179 241V240H178ZM213 241V240H212ZM25 242V241H24ZM111 242V241H110ZM250 242V241H249ZM66 243H71L70 245L69 244H67L68 245V247H65L66 246ZM209 243V242H208ZM232 243H234V242H232ZM237 243H235V244H237ZM248 243V244H247ZM110 244V243H109ZM154 244V243H153ZM177 244V243H176ZM227 244V243H226ZM229 244H231V242L229 241ZM166 245V246H165ZM238 245V246H239ZM192 246V247H193ZM222 246V245H221ZM225 246V245H224ZM228 246V245H227ZM108 247V246H107ZM160 247V246H159ZM191 247V246H190ZM223 247V246H222ZM231 247V246H230ZM115 248V247H114ZM157 250H158V247L156 246L155 247ZM216 248V247H215ZM219 248H221V247H219ZM239 248V249H240ZM21 248H19V251H21L20 250ZM66 249V250H67ZM147 249H149V248H147ZM190 250V251H189ZM23 251V250H22ZM41 251V250H40ZM149 251H151V249L149 250ZM155 251V250H154ZM196 251V250H195ZM214 251H216V250H214ZM3 252V251H2ZM5 252V251H4ZM3 252V253H4ZM117 252V251H116ZM191 252V253H190ZM153 253V252H152ZM160 253V252H159ZM216 253V252H215ZM111 254V253H110ZM115 254V253H114ZM177 254H181V255H177ZM121 255H123V254H121ZM207 255H209V254H207ZM217 255V254H216ZM221 255H225V254H221ZM228 255V254H227ZM6 256V255H5ZM124 256V255H123ZM206 256V255H205ZM211 256V255H210ZM209 256V257H210ZM228 256H230V255H228ZM228 256H222V257H224V259H228V258H230V257H228ZM3 257V256H2ZM207 257V256H206ZM221 257V258H222ZM228 257V258H227ZM242 257V258H243ZM118 258V257H117ZM117 258H115V259H117ZM38 259H40L39 257H38ZM64 259V258H63ZM114 259V260H115ZM120 260H121V257L119 258ZM108 260V259H107ZM118 260V259H117ZM130 260V259H129ZM237 261H238V259H237ZM37 262H38V260H37ZM116 262V261H115ZM137 262H139V264H142V263H140V261H137ZM136 262V263H137ZM161 262V263H162ZM205 262V263H204ZM214 262H215V259H214ZM219 262V261H218ZM242 262V260H240L239 259V263H241ZM64 263V262H63ZM119 263V262H118ZM125 263V262H124ZM136 263H134V264H136ZM157 263V262H156ZM165 263V264H166ZM211 263V261H209V264ZM216 263H217V261H216ZM237 263V262H236ZM65 264V263H64ZM96 264H103L102 262H96ZM167 264H169V263H167ZM219 264H221V263H219ZM238 264V263H237Z\"/></svg>",
  "mask_w": 264,
  "mask_h": 264
}]
</instances>
